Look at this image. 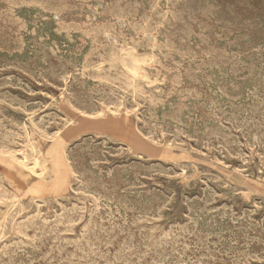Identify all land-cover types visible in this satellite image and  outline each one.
<instances>
[{
    "label": "rangeland",
    "instance_id": "374dc122",
    "mask_svg": "<svg viewBox=\"0 0 264 264\" xmlns=\"http://www.w3.org/2000/svg\"><path fill=\"white\" fill-rule=\"evenodd\" d=\"M52 1H53V3L51 2V0H27V2H26V0H23V1L22 0H10V1L9 0H4V1L0 0V3H1V5H0V11H1L0 12L1 13L0 14V23H1L0 24V43H1L0 44L1 45L0 46V101H1L0 102V223L2 222L0 224V236L2 237V238H0V242H1L0 243V249L2 247V249L0 250V254H2V255H0V264H2V263L3 264H7V263L8 264H24V263L25 264H48V263L49 264L50 263L51 264H57V263H59V264L60 263L70 264L71 262H72L71 264H92V263L93 264H116V263L117 264L118 263L124 264L123 262H125L126 264H130V263L131 264H146V263H148V264H158V263L159 264H165L166 262H167L166 264H172V263L173 264H181V263L182 264H194V263L195 264H208V263H210V264H212V263L213 264L214 263L215 264H226V263L227 264H247V263L248 264H258V263L264 264V258H263L264 257V195H263L264 194V147H263L264 146V135H263L264 134V132H263L264 131V123H263L264 122V119H263L264 118V116H263L264 115V108H263V105H264V97H263L264 96V54H263L264 53V0H217V1L216 0H200V1L199 0H189V1L188 0H185V1L184 0H182V1L181 0H172V1L171 0L170 1L169 0H152V1L151 0H144V1L143 0H140V1L139 0H134V1L133 0H130V1L129 0H127V1L126 0H120V2H119V0L118 1L117 0H68V1L67 0H52ZM94 1L97 3H95ZM149 1H151V2H149ZM165 1H166V3H165ZM175 1H176V3H174ZM3 2L7 5H4ZM10 2H12V3H10ZM102 2H103V4H101ZM117 2H119V3H117ZM133 2H136V3H133ZM111 3H113V4L111 5ZM139 3H141V4H139ZM186 3H188V4H186ZM55 4H56V6H55ZM80 4H81V6H80ZM173 4L175 7L173 6ZM22 5L24 7H22ZM68 5H69V7H68ZM193 5H194V8H193ZM7 6H9V7H7ZM142 6H144V7H142ZM155 6H157L156 8H160L161 10L160 9L156 10V8H154ZM167 6L169 9L167 8ZM184 6H185V8H184ZM197 6H199V7H197ZM130 7H132V8H130ZM149 7H152V9H150ZM188 7H189V9H188ZM19 8L21 10H18ZM22 8H23V10H22ZM141 8H143L145 10V12ZM208 8H211L212 10L211 9L208 10ZM245 8H247V9H245ZM92 9L93 10L95 9V10L93 11ZM42 10H44V11H42ZM48 10H50V11H48ZM53 10H55V11H53ZM118 10H119V12H118ZM120 10L122 13L120 12ZM133 10H134V13H133ZM141 10L144 13H142ZM164 10H165L166 14H164L165 13ZM167 10H170V11H167ZM181 10H183V11H181ZM207 10H208V12L210 11L209 12L210 15H208V16H207ZM147 11H148V13H147ZM153 11H156L158 13L157 14L158 16L156 15V12L153 13ZM177 11H178V13H177ZM186 11H188L191 14H189ZM8 12L11 14H9ZM53 12H56V13H53ZM128 12H129V14H127ZM195 12H197L199 14H197V13L194 14ZM202 12L205 14H203ZM230 12H231V14L233 13V15H231ZM96 13H98V14L96 15ZM119 13H121V14H119ZM160 13L164 19L161 18L162 16H160ZM236 13H238V14H236ZM147 14H149V15L147 16ZM153 14L155 15V17ZM192 14L194 16H192ZM201 14H203V15H201ZM53 15H55V16H53ZM129 15H130V17H129ZM169 15L171 16V18ZM178 15H180L181 17ZM238 15H239V17H238ZM47 16H48V18H47ZM151 16H152V18H151ZM173 16H174V18H172ZM189 16H190V18H188ZM182 17L186 18L187 21L185 19L183 20ZM192 17H194V18H192ZM123 18L125 19V22H124ZM221 18H223V19H221ZM22 19H23V21H22ZM158 19H159V21H158ZM172 19H174V21H172ZM206 19H208L209 21ZM16 20H17V22H15ZM100 20H101V22H100ZM120 20L123 22H121ZM132 20L135 22H133ZM200 20H203V21H200ZM18 21H20L21 23ZM55 21H56V23H54ZM63 21H64V23H63ZM139 21H141L142 23ZM144 21H146V22H144ZM242 21H243V23H242ZM60 22H61V24H60ZM138 22L141 24H139ZM155 22H156V24L158 23V25H157L158 27H159V24L161 26V24H164V22H165L164 26L165 25L166 26H165V28L163 25L161 26V28H158V27L156 28ZM217 22H219V23H217ZM100 23H101V25H100ZM127 23L128 24L130 23V24L128 25ZM169 23L171 24V26ZM173 23H176L177 25L173 24ZM186 23L187 24L189 23V24L187 25ZM98 24H99V26H98ZM106 24L109 25V28H108V25L106 26ZM33 25L35 27H33ZM133 25L135 26L136 29L134 28ZM182 25H183V27H182ZM194 25H196V26H194ZM2 26H4V27H2ZM128 26L131 29L130 28L128 29ZM137 26H138V29H141V32L137 29ZM144 26H145V28H144ZM74 27H76V28H74ZM142 27H143V29H142ZM230 27H232V28H230ZM246 27H247V29H246ZM114 28H116V29H114ZM149 28H151V29H149ZM169 28H170V30H169ZM181 29L185 33L182 32ZM183 29H185V30L187 29V30L185 31ZM198 29H200V31ZM222 29H224L225 31H223ZM44 30L46 33L44 32ZM212 30L214 31V33L216 35H214V33H212L213 32ZM15 31H16V33H15ZM9 32H10V34H9ZM119 32L123 35L119 34ZM145 32H146V34H145ZM157 33H159V34H157ZM199 33H200L201 37L198 36ZM248 33H250V34H248ZM255 33L257 35H255ZM170 34L172 37L170 36ZM209 34H210V36H208ZM136 35H137V37H136ZM154 35L155 36L157 35V36L155 37ZM164 35H166V36H164ZM167 35L169 36V38H167L168 37ZM183 35H185V36H183ZM190 35H191V37H190ZM252 35H253V37H252ZM94 36H95V38H93ZM103 36L106 39H104ZM237 36H238V39L235 38ZM39 37L41 38V40ZM135 37H136V39H135ZM141 37L143 39H141ZM175 37H176V39H175ZM203 37L205 40L203 39V41H202ZM144 38H145V40H144ZM212 38L213 39L215 38L214 41ZM14 39H16V40H14ZM19 39L21 41V44L19 42ZM111 39H112V41H111ZM152 39H153V41H152ZM104 40H106V41H104ZM115 40H120V41L116 42ZM178 40H179V43H180V41H182L180 43V45H178L179 44ZM220 40H222V41L220 42ZM109 41L111 43H109ZM140 41H142V42H140ZM188 41H190V42H188ZM81 42H82V44H81ZM118 42H119V44H118ZM126 42L127 43L130 42L129 43L130 45L127 44ZM185 42H187V43H185ZM205 42L207 45L205 44ZM212 42H214L215 44ZM122 43H124V44H122ZM138 43H139V45H137ZM141 43H142V46L140 47ZM4 44L6 46H4ZM28 44H30V45H28ZM154 44L156 45V48H155ZM201 44H203V45H201ZM247 44L249 46H246ZM103 45H104V47H103ZM120 45H121V47H120ZM122 45H124V46H122ZM157 45H158V47H157ZM226 45H228V46H226ZM243 45H244V47H243ZM80 46H81V48H79ZM91 46H93V47H91ZM100 46H101V48H99ZM106 46H108V48ZM16 47H17V49H16ZM29 47H32V48H29ZM164 47H166V48H164ZM39 48H41V50ZM43 48H45V49H43ZM104 48H105V50H104ZM139 48H140V50H139ZM147 48H150V50ZM152 48L154 50L156 49L155 50L156 52L153 50L154 51V53H153ZM223 48H225V49H223ZM240 48H243V49H240ZM257 48H259V50ZM13 49H15V50H13ZM88 49H91V51ZM216 49H218V50H216ZM244 49H245V51H244ZM121 50H124V51H121ZM129 50H130V52L128 54ZM157 50H158V52H157ZM160 50H162V51H160ZM171 50H172V53H171ZM179 50H181V51H179ZM187 50H188L189 55L186 54ZM174 51H176L177 54ZM190 51H192L193 53L192 52L189 53ZM48 52H49V54H48ZM96 52L98 54H96ZM205 52L209 55L207 56V54H205ZM223 52L225 54H227L228 56L225 55ZM105 53H106V56L108 55L109 57L108 56L106 57ZM119 53H121V54H119ZM144 53L145 54L149 53L148 54L149 56L147 54L145 55ZM155 53L160 58H157ZM166 53H168V54L165 55ZM232 53H234V54H232ZM20 54H21V56H20ZM169 54H171V55H169ZM183 54H185V55L183 56ZM36 55L40 58H38ZM97 55L99 57L101 56L102 59H98L99 57H97ZM163 55H165L164 56L165 58L163 57ZM211 55H212V57H211ZM221 55H222V57H221ZM53 56L55 58H53ZM179 56H181V57H179ZM218 56H220L219 57L220 60L218 59ZM162 57H163V60L161 59ZM167 57L169 59H167ZM185 57H186V59H184ZM190 57H192V58H190ZM195 57H196V59H195ZM255 58H257V59H255ZM45 59H46L47 63H46ZM86 59H89V60H86ZM181 59H183L182 60L183 62L181 61ZM102 60L104 61L103 63H102ZM170 60H171V62H170ZM95 61L97 63H94ZM110 61H113V62L111 63ZM10 62L12 63L11 65H10ZM82 62H83V64H82ZM205 62H207V64H205ZM223 62H224V64H223ZM238 62H240V63H238ZM31 63H32V65H31ZM105 63L107 65H105ZM170 63H172L173 65ZM209 63H210V66H209ZM233 63H236V64H233ZM254 63H256V64H254ZM20 64H22V65H20ZM176 64L178 66H176ZM179 64H180V67H179ZM186 64L188 65V67ZM215 64H216V66H215ZM88 65H90V66H88ZM127 65H129V66H127ZM194 65H197V66H194ZM236 65H238V66H236ZM148 66H149V68H148ZM232 66H233V69H232ZM12 67H13V69H12ZM32 67L34 68V70ZM118 67L120 69L122 68L123 70L120 71V69ZM207 67H208V69H207ZM16 68H17V70H16ZM50 68H51V70H50ZM116 68L119 70H117ZM168 68H171V69H168ZM215 68H216V70H215ZM22 69L25 71H22ZM260 69L262 70L261 72H260ZM80 70H82V71H80ZM110 70H111V72H110ZM114 70L115 71L117 70L120 73H118V72L116 73ZM193 70H195V71L193 72ZM196 70H199V71H196ZM26 71H28L29 74ZM104 71H105V73H103ZM107 71L109 72V74ZM137 72H138V75L136 76ZM164 72H165V76L163 75ZM177 72L181 73L180 74L181 76L178 75ZM236 72H239V73H236ZM81 73L83 74V76L81 75ZM94 73H96V74L94 75ZM57 74H59V76ZM154 74L156 75V77H154L155 76ZM174 74H175V76H174ZM193 74L195 76H193ZM203 74H204V76H203ZM90 75L93 78L94 77L95 78L90 79ZM99 75H101V78H99L100 77ZM118 75H119V77H118ZM239 75H241V76H239ZM88 76H89V79H88ZM110 76H112V77L110 78ZM78 77H80V78H78ZM185 77H187V78L185 79ZM213 77H215V78H213ZM225 77H226V79H225ZM58 78H60V79L58 80ZM66 78H68V79H66ZM168 78L171 79L170 82L168 81L169 80ZM191 78H193V79H191ZM209 78L211 79V82H208ZM17 79H18V81H17ZM100 79H101V81H100ZM115 79L116 80L119 79L118 82ZM210 79H209V81H210ZM218 79H219V81H218ZM72 80H74V81H72ZM94 80H96V81H94ZM143 80H144V82H143ZM184 80H185V82H184ZM186 80H187V82H186ZM205 80H207V82ZM237 80H238V83H237ZM247 80L250 82H248ZM102 81H104V83ZM110 81H111V83H110ZM242 81H244V82H242ZM1 82L3 83V85ZM7 82H8V84H7ZM74 82L78 83V84H73ZM189 82H191V83H189ZM9 83H12L13 85H10ZM109 84H111V85L109 86ZM192 84H195V85H192ZM216 84H217V86H215ZM112 85H113L114 89H112L113 88ZM5 86H8V87H5ZM188 86H189V88H188ZM192 86H193V88H192ZM199 86H200V88H199ZM226 86H228V87H226ZM229 86L231 88L232 87L233 88L231 89ZM13 87H14V89H13ZM15 87L17 88V90ZM91 87H92V89H91ZM110 87H112V88H110ZM166 87H168V88H166ZM96 88H97V90H96ZM108 88L111 91H109ZM143 88H144V90H143ZM160 88L162 89V91ZM170 88H171V90H170ZM181 88H182V90H181ZM224 88L227 89L226 91L228 93L225 91ZM124 89L126 92L124 91ZM187 89H188V92H187ZM193 89L195 91H193ZM253 89H255V90H253ZM69 90H70V93H69ZM137 90H139V91H137ZM172 90H173V92H172ZM205 90H207V91H205ZM261 90H263V91H261ZM184 91L186 93H189V91H190V93L186 94V96H185ZM91 92H93V94ZM123 92H124V94H123ZM127 92H128V94H127ZM147 92H149V93H147ZM217 92H222V93H217ZM96 93H97V95H96ZM163 93H165V94H163ZM212 93H214V95ZM40 94H41V96H40ZM71 94H72V97H71ZM129 94H131V95L127 96ZM137 94H139V95H137ZM152 94H154L155 96H152ZM208 94H210V95H208ZM260 94H261V96H260ZM142 95H143V97H141ZM158 95H159V97H158ZM136 96L138 98H141L142 101H141V99L136 98ZM147 96H148V98H147ZM181 96H183V97H181ZM196 96H198V97L200 96V97L198 98ZM235 96H237V97H235ZM70 97H71V99H70ZM131 97H132V99H131ZM150 97L153 99H151ZM160 97H161L162 101H164L166 99L167 103L165 102L166 100L164 102H162L160 100ZM175 97H176V99H175ZM126 98L128 100H126ZM227 98L228 99L230 98V99L228 100ZM246 98H248L249 100ZM114 99H116V100H114ZM143 99H145V100H143ZM182 99H184V100L181 101ZM236 99H237V101L235 102ZM16 100H17V102H16ZM54 100H55V102H54ZM97 100H99V102ZM101 100H103L105 102H103ZM151 100H153V101H151ZM257 100H259V101H257ZM125 101H127V102H125ZM154 101L156 103L151 104V102H154ZM131 102H132V104H130ZM177 102H179L180 104ZM262 102H263V104H262ZM34 103H35V105H34ZM163 103L166 105L165 107H164ZM209 103H211V104L209 105ZM252 104L253 105L255 104V105L253 106ZM113 105H114V107H113ZM178 105H181V106L179 107ZM196 105H197L198 109L196 108ZM200 105H203V106H200ZM207 105H208V107H205ZM157 106H158V108H157ZM33 107L35 109H33ZM108 107H109V109H108ZM162 107L164 108V110H162L163 109ZM30 108H32V109H30ZM175 108H176V110H173ZM207 108H209V110ZM242 108H244V109H242ZM200 109H201V111H200ZM231 109H233L236 112H234ZM251 110H252V112H251ZM141 111H142V113H140ZM198 111H199V113H198ZM64 112H67V113L63 114ZM180 112H182V113H180ZM115 113H117L119 117H117V114H115ZM139 113H140V115H139ZM176 113L177 114L180 113V114L177 115ZM205 113H207V114H205ZM226 113L228 116L226 115ZM245 113H246V115H245ZM47 114H48V116H47ZM151 114H153V116ZM161 114H163V115H161ZM199 114H200V116H199ZM217 114H218V116H217ZM111 115H113V117ZM114 115L116 117H114ZM206 115H207V117H206ZM230 115H232V116H230ZM43 116L45 118H43ZM170 116H172V117H170ZM179 116H180V118H179ZM184 116L185 117L188 116V117L185 118ZM238 116L240 117V119ZM48 117L49 118L51 117L52 119L51 118L49 119ZM166 117H169V118H166ZM198 117H200V118H198ZM248 117H250V118H248ZM257 117H259V119ZM41 118H42V120H41ZM171 118H172V120H171ZM234 119H235V121H234ZM242 119H243V122H242ZM248 119H249V121H248ZM28 120L30 122H28ZM47 120H49V121H47ZM175 120H177V121H175ZM178 120H179V122H178ZM210 120H211V122H210ZM228 120L231 121V123ZM42 121L46 122V123H43ZM233 121H234V124H233ZM38 122H39V124H38ZM51 122H53V123L51 124ZM241 122H242V126L240 125ZM202 123H204V124H202ZM228 123H230V125ZM258 123H260V125ZM152 124H154V125H152ZM179 124H181L182 126ZM251 124H252V126H251ZM62 125H63V127H62ZM65 125H67V126H65ZM204 125H206V126L204 127ZM232 125H233V127H232ZM245 125H246V127H245ZM44 126L46 127V129ZM254 126H256V127H254ZM224 127H226V128H224ZM259 127H261V128H259ZM158 128H161V129H158ZM253 128H255L254 130L257 129V131L258 130L259 131L258 132L253 131ZM262 128H263V130H262ZM194 129H195V131H194ZM240 129H241V131H239ZM165 130H166V132H165ZM207 130H209V131H207ZM248 130L250 131V133ZM204 131L206 133H204ZM210 131L211 132L214 131L213 134L210 133ZM43 132H45L46 134ZM59 132H60V134H59ZM215 132L218 135V137L216 134H215L216 136L214 135ZM253 132H254V135H253ZM152 134H153V136H152ZM199 134H201V135H199ZM48 135H50V136H48ZM176 135L179 137H177ZM211 135H213V136H211ZM256 135L259 137H257ZM221 136L222 137L225 136L224 139ZM212 137H213V139H212ZM261 137H262V139H260ZM220 138H221V140H220ZM245 138H246V140H245ZM180 140H182L183 142ZM198 140H199V142H198ZM205 140L208 142H206ZM251 140H253V141L251 142ZM196 141H197V143H196ZM200 141H201V143H200ZM210 141L212 142V144ZM73 142L75 143V145ZM98 142H100V143H98ZM224 142L226 145H224ZM118 143H119V145H118ZM208 143H210L211 146ZM216 143H217V145H216ZM233 143H234V145H233ZM238 143L240 144V146ZM98 144H99V146H98ZM253 144H255V145L252 146ZM261 144L263 146H260ZM225 146H227V148ZM220 147H222V148H220ZM225 148H226V150H225ZM72 151H73V154H72ZM101 151L103 152L102 154H101ZM231 153H233V156ZM79 154H80V156H79ZM230 154H231V156H230ZM237 154H239V155H237ZM14 155L16 156L15 158H14ZM2 156H4V157H2ZM75 156L77 157V160H76ZM81 156H82V159H80ZM221 156H222V158H221ZM262 156H263V158H261ZM138 157L139 158L141 157L140 158L141 160H139ZM143 157H145V158H143ZM220 158L222 161L220 160ZM14 160H15V162H14ZM18 161H20V162H18ZM25 161H27V162H25ZM23 162H24V164H23ZM31 162H33V163H31ZM123 162H124V164H123ZM28 163L30 165H28ZM95 163H97V164H95ZM185 163L188 164V167H191L192 169L188 168V167L186 168L187 165ZM37 164H38V166H37ZM238 165H240V166H238ZM181 166L182 167L184 166L183 167L184 171L181 170V168H182ZM195 166H196V168H195ZM235 166H237V167H235ZM92 167H93V169H92ZM179 167H180V169H179ZM25 168H28V169H25ZM108 169H109V171H108ZM189 169H191V170H189ZM239 170H241V171H239ZM186 171H188V172H186ZM190 171H192L191 172L192 174L190 173ZM249 171L251 174L249 173ZM30 173H32V174L30 175ZM178 173H180V174L178 175ZM102 174H103V176H102ZM86 175H88V176H86ZM152 175H154V176H152ZM220 175L222 176V178ZM246 175H248V176H246ZM108 176H110V177H108ZM262 176H263V178H262ZM108 178H110V179H108ZM204 178L206 180L208 178L209 181L208 180L206 181ZM213 179L215 180V182ZM83 181L84 182L86 181L87 183L85 182V184H83L84 183ZM90 181L92 183L94 181L93 185H92V183L90 184ZM248 183H250V184H248ZM104 184H106V185H104ZM117 184H118V186H117ZM143 185H144V188H143ZM254 185H256V186H254ZM100 186L103 187V190H100V189H102ZM132 187H134V188H132ZM185 187L187 189H185ZM212 187H214V188H212ZM217 187L218 188L221 187V188L217 189ZM94 188H95V190H94ZM97 188H98V190H97ZM84 189L87 190L85 192V195L83 194L84 193L83 191H85ZM120 189H121L122 193L120 192ZM145 189H147V190H145ZM167 189H168V191H167ZM183 189H185L186 191ZM190 189H192V190H190ZM229 189H230V191H229ZM116 190H118V192ZM122 190H125V191H122ZM241 190H243L244 193ZM93 191H94V193H92ZM99 191H103V192H99ZM138 191H140V192H138ZM182 191H183V194H182ZM239 191H241L242 193ZM78 192H81V193H78ZM108 192L111 194H109ZM230 192H231L232 196L230 195ZM101 193H103V195ZM163 194H166V195H163ZM195 194H196V196H195ZM213 194H214V196H213ZM100 195H102V196H100ZM184 195H185V197H184ZM103 197H105L106 200H108L109 202L108 201L106 202V200L104 201L105 198H103ZM110 197H112V198L109 199ZM123 197L125 199H123ZM137 197H138V199H137ZM190 197H192V198H190ZM225 198H226V200H224ZM98 200L100 202H98ZM198 200L201 201L200 202L201 204L199 203ZM221 201H223V202H221ZM212 202L213 203L215 202V203L213 204ZM58 203H59V205H58ZM110 203H112V204L110 205ZM118 203L121 205H119ZM124 203H125V205H124ZM252 203H253V205H251ZM15 204H16V207H15ZM166 204H168V205H166ZM73 205L76 207H74ZM209 205H211V206H209ZM20 206H21V208H20ZM261 206H263V207H261ZM37 207H39V208H37ZM106 207H108V208H106ZM124 207L126 208V210ZM176 207L178 208L177 210H176ZM72 208H73V211H72ZM78 208H82V209H78ZM162 208H164V209H162ZM171 208H173V210ZM206 208L207 209L209 208V209L207 210ZM107 209H109V210H107ZM110 209H112V211ZM166 209H168V210H166ZM170 209L172 211H174L175 213L172 212ZM36 210H37V213H36ZM78 210H80L79 213L76 212ZM128 210L129 211L132 210V211L127 212ZM134 210H135V212H134ZM159 210H160V212H159ZM256 210H257V212H256ZM113 211H114V213H113ZM144 211L147 212V214ZM156 211L158 214L156 213ZM74 212H75V214L73 217ZM90 213H91V215H90ZM96 213L97 214L99 213V214L97 215ZM109 213H113L115 215L109 214ZM125 213L127 215H125ZM232 213H233V215H232ZM20 214H22V215H20ZM105 214H107V215H105ZM155 214H157V215H155ZM12 215H14V216H12ZM230 215H231V217H230ZM65 216H66V218H65ZM100 216H101V218H100ZM124 216H126V217H124ZM145 216H146V220H144ZM14 217H16V218H14ZM28 217H29V220H28ZM90 217H92V218H90ZM140 217L143 219H141ZM2 218H3V220H2ZM70 218H72V219H70ZM36 219H37V221H36ZM65 219L67 220V222L65 221ZM98 219H100V220H98ZM106 219L109 222L111 221L110 224H109V222L106 221ZM152 219L155 221L157 220V221L153 222ZM13 220H15V221H13ZM43 220L48 225L45 224L43 222ZM61 220H62V225L60 224ZM70 220L72 223L70 222ZM86 220H88V221L90 220L89 223ZM238 220H240V221H238ZM21 221H22V223H21ZM47 221H49V222H47ZM92 221L94 222L95 226L92 223ZM97 221H98V223H97ZM256 221H258V222H256ZM68 222H70V223L68 224ZM75 222H77V223H75ZM100 222H101V226H99ZM117 222H118V224H117ZM120 222H121V224H120ZM136 222H137V224H136ZM144 222H146V223H144ZM7 223H8V225H7ZM11 223H13V224H11ZM31 223H33V224H31ZM65 223H67V224H65ZM119 224H120V226H119ZM124 225H126L127 227ZM135 225L136 226L138 225V226L136 227ZM16 226H18V227H16ZM22 226H23V228H21ZM49 226H50V228H49ZM55 226H57V229ZM85 226H86V228L90 226L89 228H87L88 231L85 228L87 232H85V229L83 228ZM167 226H169V227H167ZM69 227H70V229H69ZM99 227L100 228L102 227L104 229L100 230ZM131 227H132V229H131ZM258 227H261V228H258ZM10 228H11V230H10ZM17 228H19V229H17ZM42 228H43V230H42ZM93 228H95L96 230L99 229V230H97L99 233L97 231H95V229H93ZM177 228H179V229L177 230ZM51 229L53 231H50ZM90 229H91V231H90ZM151 229H152V231L154 230L152 232L153 235H150ZM180 229L184 234L180 231ZM110 230H111V232H110ZM113 230H115V231H113ZM146 230H148L149 233ZM39 231L43 232L42 235H41V232H39ZM82 231H83V233H82ZM129 231H131V233ZM185 231L186 232L188 231L187 234ZM71 232H72V235H70ZM109 232H110V234H108ZM143 232H146V233H143ZM19 233L22 234L23 237ZM46 233H47V235H46ZM81 234H83V235H81ZM85 234L86 235L88 234V235L86 236ZM98 234H99V236H98ZM104 234L105 235L107 234L108 236L107 235L105 236ZM26 235L29 236L30 240L28 238H26L27 237ZM50 235H52V236H50ZM130 235H132L133 238H131L132 236L130 237ZM139 235L140 236L142 235L140 237V239H139ZM146 235H149V237ZM171 235H173V237ZM180 235H182V236H180ZM8 236H9V238H8ZM189 236H191V237H189ZM201 236H203V239ZM88 237H90V238H88ZM92 237L94 240L92 239V241H91ZM101 237L103 240L100 239ZM108 237H110V238L108 239ZM142 237L146 238V239H143ZM161 237L163 240L161 239ZM166 237H167V239H169L170 237L171 238L167 241ZM179 237H181V238H179ZM199 237H201V238H199ZM24 238H26V239H24ZM76 238H78V239H76ZM81 238H84V239H82L84 242L81 240ZM115 238H116V240H114ZM219 238H221L223 241L221 239L219 240ZM37 239H39V240H37ZM86 239H88V240H86ZM153 239H154V242L152 241ZM158 239H159V241H158ZM176 239H178V241ZM180 239H183V240H180ZM200 239L203 240L204 243H203V241L201 242ZM18 240H19V242H18ZM36 240L38 241V244H37ZM65 240L68 242H66ZM76 240H77V242H76ZM137 240H139V243ZM173 240H174V243L172 242ZM175 240L177 242H175ZM39 241H41V242H39ZM60 241H62V242H60ZM64 241H65V243H64ZM73 241H74V243L72 244L71 242H73ZM126 241H127V243H126ZM128 241H130V242H128ZM131 241L133 242L132 244H131ZM148 241H150V242L152 241V242L150 243ZM219 241H221V242H219ZM87 242H90V243L88 244ZM205 242H206L207 246H206ZM244 242H246V243H244ZM12 243L13 244L15 243L16 245L15 244L12 245ZM58 243H60V244H58ZM160 243H162V244H160ZM197 243L199 245H197ZM218 243H219V245H218ZM21 244L23 245V247H21L22 246ZM47 244H48V246H47ZM68 244H69V247H67ZM75 244H77L79 246H77ZM85 244H88V246ZM96 244L98 247L96 246ZM126 244H128V245H126ZM156 244L158 246H156ZM240 244H242L243 246ZM43 245H45V246H43ZM49 245H50V247H49ZM53 245L56 247H54ZM71 245H73V246L71 247ZM110 245H111V247H110ZM136 245H137V247H136ZM145 245H146V247H145ZM148 245L149 246L151 245L150 247H154V248L153 249L149 248ZM213 245H214V247H213ZM3 246H4V248H3ZM51 246H53V247H51ZM127 246H128V248H130L132 250V251L130 250L131 252L129 251ZM187 246H188V248H187ZM6 247H7V250H5ZM20 247L22 248V250ZM27 247H29V248H27ZM35 247L38 248L37 251H36ZM62 247H64V248L67 247V248L63 249ZM179 247H182V248H179ZM185 247L187 248L188 251L186 250ZM205 247H206V250H205ZM246 247H247V249H246ZM147 248H149L150 250ZM54 249H57L58 251L54 250ZM60 249L63 250L62 251L63 254H61L62 257L60 255V253H62V252H59V251H61ZM72 249H74V250H72ZM151 249L154 251L152 252ZM180 249H182V252ZM17 250H19V251L17 252ZM32 250H33V253H32ZM67 250L69 253L67 252ZM86 250L88 251V253H86L87 252ZM127 250H128V252H127ZM191 250H192V252H191ZM209 250H210V253H209ZM94 251H95V253H94ZM25 252H26V254H25ZM99 252H101V253H99ZM107 252H108V254H107ZM117 252L120 254H117ZM194 252H196L197 254L196 253L194 254ZM46 253H47V255H46ZM78 253H80V255ZM81 253H84V254H82V256H81ZM93 253L95 256L93 255ZM175 253L177 254V256ZM229 253H230V255H227ZM248 253H249V255H248ZM170 254H172V255H170ZM183 254H184V257H183ZM205 254H207V255H205ZM35 255H36V257H35ZM118 255H119V257H118ZM156 255H158V256H156ZM179 255H181V256H179ZM188 255H189V258H188ZM27 256L30 258H28ZM41 256L45 257V259L42 258ZM72 256H73V259H72ZM85 256L88 258H86ZM115 256H116V258H115ZM131 256H133L134 258H132ZM173 256H175V257H173ZM208 256H210V257H208ZM250 256H252V257H250ZM258 256H260V257H258ZM6 257H8V258H6ZM59 257L61 258L62 261L60 260ZM94 257L96 259H94ZM121 257L122 258L124 257V258L122 259ZM141 257H143L142 260H141ZM145 257H146V259H145ZM166 257L168 259H166ZM213 257H216V259ZM232 257L234 258V260H232L233 259ZM237 257L239 259H237ZM70 258H71V260H70ZM75 258L78 261H76ZM81 258H83V260ZM137 258L139 259V261ZM194 258H196V260ZM198 258H199V261H198ZM208 258H209V260H208ZM210 258H211V261H210ZM43 259L45 260V262H42V261H44ZM113 259L116 262H114ZM148 259H150V260H148ZM205 259H207V260H205ZM213 259H214V261H212ZM247 259H248V261L246 263ZM156 260H158V262ZM204 260L206 262L207 261L208 262L206 263ZM259 260H260V262H259ZM32 261L34 263H30ZM179 261H181V262H179ZM46 262H48V263H46ZM84 262H86V263H84ZM107 262H109V263H107Z\"/></svg>",
    "mask_w": 264,
    "mask_h": 264
},
{
    "label": "bare ground",
    "instance_id": "6f19581e",
    "mask_svg": "<svg viewBox=\"0 0 264 264\" xmlns=\"http://www.w3.org/2000/svg\"><path fill=\"white\" fill-rule=\"evenodd\" d=\"M3 1H4V0H3ZM9 1H10V0H9ZM22 1H23V0H22ZM67 1H68V0H67ZM117 1H118V0H117ZM126 1H127V0H126ZM129 1H130V0H129ZM133 1H134V0H133ZM139 1H140V0H139ZM143 1H144V0H143ZM151 1H152V0H151ZM151 1H149V2H151ZM169 1H170V0H169ZM169 1H168V2H169ZM171 1H172V0H171ZM181 1H182V0H181ZM184 1H185V0H184ZM188 1H189V0H188ZM199 1H200V0H199ZM216 1H217V0H216ZM1 2H2V1H1ZM7 2H8V1H7ZM17 2H18V1H17ZM26 2H27V0H26ZM41 2H42V1H41ZM51 2L53 3L52 0H51ZM56 2H57V1H56ZM62 2H63V1H62ZM65 2H66V1H65ZM94 2H95V1H94ZM115 2H116V1H115ZM119 2H120V0H119ZM119 2H117V3H119ZM121 2H122V1H121ZM137 2H138V1H137ZM141 2H142V1H141ZM145 2H146V1H145ZM154 2H155V1H154ZM160 2H161V1H160ZM206 2H207V1H206ZM3 3H4V2H3ZM10 3H12V2H10ZM15 3H16V2H15ZM95 3H97V2H95ZM95 3H94V4H95ZM99 3H100V2H99ZM123 3H124V2H123ZM123 3H122V4H123ZM133 3H136V2H133ZM146 3H147V2H146ZM165 3H166V1H165ZM169 3H170V2H169ZM174 3H176V1H175ZM199 3H200V2H199ZM210 3H211V2H210ZM221 3H222V2H221ZM65 4H66V3H65ZM71 4H72V3H71ZM76 4H77V3H76ZM86 4H87V3H86ZM101 4H103V2H102ZM112 4H113V3H111V5H112ZM129 4H130V3H129ZM139 4H141V3H139ZM139 4H138V5H139ZM147 4H148V3H147ZM153 4H154V3H153ZM159 4H160V3H159ZM186 4H188V3H186ZM201 4H202V3H201ZM204 4H205V3H204ZM0 5H1V3H0ZM4 5H7V4L4 3ZM39 5H40V4H39ZM41 5H42V4H41ZM47 5H48V4H47ZM49 5H50V4H49ZM130 5H131V4H130ZM154 5H155V4H154ZM162 5H163V4H162ZM177 5H178V4H177ZM190 5H191V4H190ZM206 5H207V4H206ZM217 5H218V4H217ZM15 6H16V5H15ZM53 6H54V5H53ZM55 6H56V4H55ZM64 6H65V5H64ZM74 6H75V5H74ZM80 6H81V4H80ZM94 6H95V5H94ZM117 6H118V5H117ZM135 6H136V5H135ZM173 6H174V4H173ZM187 6H188V5H187ZM7 7H9V6H7ZM22 7H24V6L22 5ZM25 7H26V6H25ZM46 7H47V6H46ZM51 7H52V6H51ZM58 7H59V6H58ZM68 7H69V5H68ZM75 7H76V6H75ZM75 7H74V8H75ZM83 7H84V6H83ZM90 7H91V6H90ZM119 7H120V6H119ZM125 7H126V6H125ZM140 7H141V6H140ZM142 7H144V6H142ZM156 7H157V6H155L154 8H156ZM159 7H160V6H159ZM174 7H175V6H174ZM197 7H199V6H197ZM13 8H14V7H13ZM13 8H12V9H13ZM15 8H16V7H15ZM88 8H89V7H88ZM115 8H116V7H115ZM130 8H132V7H130ZM130 8H129V9H130ZM149 8L152 9V7H149ZM167 8H168V6H167ZM172 8H173V7H172ZM172 8H171V9H172ZM181 8H182V7H181ZM184 8H185V6H184ZM191 8H192V7H191ZM193 8H194V5H193ZM3 9H4V8H3ZM10 9H11V8H10ZM16 9H17V8H16ZM76 9H77V8H76ZM106 9H107V8H106ZM138 9H139V8H138ZM141 9L144 10L143 8H141ZM158 9H160V8H156V10H158ZM168 9H169V8H168ZM186 9H187V8H186ZM188 9H189V7H188ZM209 9H211V8H208V10H209ZM214 9H215V8H214ZM245 9H247V8H245ZM18 10H21V9L19 8ZM22 10H23V8H22ZM92 10H93V9H92ZM94 10H95V9H94ZM94 10H93V11H94ZM99 10H100V9H99ZM121 10H122V9H121ZM121 10H120V12H121ZM127 10H128V9H127ZM142 10H141V12H142ZM160 10H161V9H160ZM208 10H207V16L210 15V13H209L210 11L208 12ZM211 10H212V9H211ZM8 11H9V10H8ZM14 11H15V10H14ZM36 11H37V10H36ZM42 11H44V10H42ZM48 11H50V10H48ZM53 11H55V10H53ZM58 11H59V10H58ZM123 11H124V10H123ZM150 11H151V10H150ZM167 11H170V10H167ZM181 11H183V10H181ZM197 11H198V10H197ZM213 11H214V10H213ZM217 11H218V10H217ZM225 11H226V10H225ZM225 11H224V12H225ZM0 12H1V11H0ZM28 12H29V11H28ZM45 12H46V11H45ZM64 12H65V11H64ZM86 12H87V11H86ZM118 12H119V10H118ZM138 12H139V11H138ZM141 12H140V13H141ZM144 12H145V10H144ZM144 12H142V13H144ZM154 12H156V11H153V13H154ZM164 12H165V10H164ZM186 12H188V11H186ZM215 12H216V11H215ZM227 12H228V11H227ZM242 12H243V11H242ZM244 12H245V11H244ZM8 13H9V12H8ZM12 13H13V12H12ZM53 13H56V12H53ZM103 13H104V12H103ZM121 13H122V12H121ZM121 13H119V14H121ZM133 13H134V10H133ZM136 13H137V12H136ZM147 13H148V11H147ZM177 13H178V11H177ZM181 13H182V12H181ZM188 13H189V12H188ZM188 13H187V14H188ZM196 13H197V12H195L194 14H196ZM202 13H203V12H202ZM208 13H209V14H208ZM218 13H219V12H218ZM249 13H250V12H249ZM0 14H1V13H0ZM5 14H6V13H5ZM9 14H11V13H9ZM19 14H20V13H19ZM35 14H36V13H35ZM35 14H34V15H35ZM51 14H52V13H51ZM97 14H98V13H96V15H97ZM99 14H100V13H99ZM127 14H129V12H128ZM157 14H158V13L156 12V15H157ZM164 14H166V12H165ZM164 14H163V15H164ZM189 14H191V13H189ZM189 14H188V15H189ZM197 14H199V13H197ZM203 14H205V13H203ZM203 14H201V15H203ZM230 14H231V12H230ZM236 14H238V13H236ZM242 14H243V13H242ZM245 14H246V13H245ZM251 14H252V13H251ZM258 14H259V13H258ZM30 15H31V14H30ZM38 15H39V14H38ZM70 15H71V14H70ZM130 15H131V14H130ZM130 15H129V17H130ZM148 15H149V14H147V16H148ZM153 15H154V14H153ZM153 15H152V16H153ZM167 15H168V14H167ZM181 15H182V14H181ZM211 15H212V14H211ZM231 15H233V13H232ZM256 15H257V14H256ZM11 16H12V15H11ZM16 16H17V15H16ZM24 16H25V15H24ZM31 16H32V15H31ZM53 16H55V15H53ZM59 16H60V15H59ZM126 16H127V15H126ZM132 16H133V15H132ZM134 16H135V15H134ZM152 16H151V18H152ZM157 16H158V15H157ZM160 16H162L161 13H160ZM160 16H159V17H160ZM169 16H170V15H169ZM178 16H180V15H178ZM184 16H185V15H184ZM192 16H194V15L192 14ZM205 16H206V15H205ZM249 16H250V15H249ZM6 17H7V16H6ZM18 17H19V16H18ZM21 17H22V16H21ZM39 17H40V16H39ZM41 17H42V16H41ZM93 17H94V16H93ZM129 17H128V18H129ZM140 17H141V16H140ZM144 17H145V16H144ZM154 17H155V15H154ZM180 17H181V16H180ZM186 17H187V16H186ZM215 17H216V16H215ZM238 17H239V15H238ZM14 18H15V17H14ZM29 18H30V17H29ZM47 18H48V16H47ZM50 18H51V17H50ZM73 18H74V17H73ZM86 18H87V17H86ZM112 18H113V17H112ZM112 18H111V19H112ZM131 18H132V17H131ZM131 18H130V19H131ZM161 18H163V16H162ZM170 18H171V16H170ZM172 18H174V16H173ZM177 18H178V17H177ZM182 18H183V17H182ZM188 18H190V16H189ZM192 18H194V17H192ZM200 18H201V17H200ZM206 18H207V17H206ZM211 18H212V17H211ZM219 18H220V17H219ZM232 18H233V17H232ZM253 18H254V17H253ZM98 19H99V18H98ZM113 19H114V18H113ZM123 19H124V18H123ZM126 19H127V18H126ZM145 19H146V18H145ZM145 19H144V20H145ZM148 19H149V18H148ZM163 19H164V18H163ZM168 19H169V18H168ZM184 19L186 20V18H183V20H184ZM196 19H197V18H196ZM196 19H195V20H196ZM221 19H223V18H221ZM224 19H225V18H224ZM10 20H11V19H10ZM17 20H18V19H17ZM17 20H16L15 22H17ZM62 20H63V19H62ZM89 20H90V19H89ZM95 20H96V19H95ZM115 20H116V19H115ZM117 20H118V19H117ZM149 20H150V19H149ZM206 20H208V19H206ZM212 20H213V19H212ZM225 20H226V19H225ZM231 20H232V19H231ZM22 21H23V19H22ZM52 21H53V20H52ZM60 21H61V20H60ZM118 21H119V20H118ZM120 21H121V20H120ZM132 21H133V20H132ZM150 21H151V20H150ZM158 21H159V19H158ZM172 21H174V19H172ZM180 21H181V20H180ZM186 21H187V20H186ZM191 21H192V20H191ZM193 21H194V20H193ZM200 21H203V20H200ZM208 21H209V20H208ZM221 21H222V20H221ZM237 21H238V20H237ZM10 22H11V21H10ZM10 22H9V23H10ZM18 22H20V21H18ZM32 22H33V21H32ZM48 22H49V21H48ZM48 22H47V23H48ZM83 22H84V21H83ZM100 22H101V20H100ZM104 22H105V21H104ZM121 22H123V21H121ZM124 22H125V19H124ZM133 22H135V21H133ZM133 22H132V23H133ZM139 22H141V21H139ZM139 22H138V23H139ZM144 22H146V21H144ZM148 22H149V21H148ZM182 22H183V21H182ZM198 22H199V21H198ZM198 22H197V23H198ZM215 22H216V21H215ZM219 22H220V21H219ZM219 22H217V23H219ZM20 23H21V22H20ZM38 23H39V22H38ZM54 23H56V21H55ZM63 23H64V21H63ZM105 23H106V22H105ZM141 23H142V22H141ZM141 23H139V24H141ZM152 23H153V22H152ZM179 23H180V22H179ZM190 23H191V22H190ZM225 23H226V22H225ZM242 23H243V21H242ZM0 24H1V23H0ZM17 24H18V23H17ZM22 24H23V23H22ZM25 24H26V23H25ZM60 24H61V22H60ZM83 24H84V23H83ZM108 24H109V23H108ZM108 24H106V26H107ZM127 24H128V23H127ZM129 24H130V23H129ZM129 24H128V25H129ZM134 24H135V23H134ZM136 24H137V23H136ZM139 24H138V25H139ZM144 24H145V23H144ZM155 24H156V22H155ZM164 24H165V22H164ZM164 24H161V26H162V25L164 26ZM169 24H170V23H169ZM173 24H176V23H173ZM181 24H182V23H181ZM183 24H184V23H183ZM186 24H187V23H186ZM188 24H189V23H188ZM188 24H187V25H188ZM195 24H196V23H195ZM206 24H207V23H206ZM223 24H224V23H223ZM11 25H12V24H11ZM14 25H15V24H14ZM23 25H24V24H23ZM35 25H36V24H35ZM43 25H44V24H43ZM54 25H55V24H54ZM100 25H101V23H100ZM145 25H146V24H145ZM157 25H158V23L155 25L156 28L158 27ZM176 25H177V24H176ZM190 25H191V24H190ZM190 25H189V26H190ZM192 25H193V24H192ZM196 25H197V24H196ZM196 25H194V26H196ZM203 25H204V24H203ZM203 25H202V26H203ZM214 25H215V24H214ZM224 25H225V24H224ZM228 25H229V24H228ZM4 26H5V25H4ZM4 26H2V27H4ZM9 26H10V25H9ZM12 26H13V25H12ZM15 26H16V25H15ZM75 26H76V25H75ZM98 26H99V24H98ZM133 26H134V25H133ZM141 26H142V25H141ZM149 26H150V25H149ZM161 26H160V24H159V27H158V28H161ZM165 26H166V25H165ZM165 26H164V28H165ZM170 26H171V24H170ZM178 26H179V25H178ZM184 26H185V25H184ZM189 26H188V27H189ZM197 26H198V25H197ZM202 26H201V27H202ZM204 26H205V25H204ZM229 26H230V25H229ZM239 26H240V25H239ZM17 27H18V26H17ZM33 27H35V26L33 25ZM40 27H41V26H40ZM78 27H79V26H78ZM115 27H116V26H115ZM150 27H151V26H150ZM167 27H168V26H167ZM176 27H177V26H176ZM182 27H183V25H182ZM205 27H206V26H205ZM9 28H10V27H9ZM12 28H13V27H12ZM74 28H76V27H74ZM90 28H91V27H90ZM94 28H95V27H94ZM108 28H109V25H108ZM129 28H130V27L128 26V29H129ZM134 28H135V26H134ZM144 28H145V26H144ZM153 28H154V27H153ZM173 28H174V27H173ZM177 28H178V27H177ZM191 28H192V27H191ZM230 28H232V27H230ZM235 28H236V27H235ZM242 28H243V27H242ZM61 29H62V28H61ZM92 29H93V28H92ZM114 29H116V28H114ZM130 29H131V28H130ZM135 29H136V28H135ZM135 29H134V30H135ZM137 29H138V26H137ZM142 29H143V27H142ZM149 29H151V28H149ZM208 29H209V28H208ZM208 29H207V30H208ZM212 29H213V28H212ZM225 29H226V28H225ZM246 29H247V27H246ZM27 30H28V29H27ZM33 30H34V29H33ZM138 30L141 32V29H138ZM169 30H170V28H169ZM183 30H185V29H183ZM186 30H187V29H186ZM186 30H185V31H186ZM188 30H189V29H188ZM198 30L200 31V29H198ZM222 30L225 31L224 29H222ZM6 31H7V30H6ZM8 31H9V30H8ZM57 31H58V30H57ZM67 31H68V30H67ZM81 31H82V30H81ZM81 31H80V32H81ZM116 31H117V30H116ZM125 31H126V30H125ZM132 31H133V30H132ZM148 31H149V30H148ZM151 31H152V30H151ZM151 31H150V32H151ZM178 31H179V30H178ZM181 31H182V29H181ZM202 31H203V30H202ZM204 31H205V30H204ZM212 31H213V30H212ZM212 31H211V32H212ZM218 31H219V30H218ZM251 31H252V30H251ZM4 32H5V31H4ZM18 32H19V31H18ZM26 32H27V31H26ZM44 32H45V30H44ZM88 32H89V31H88ZM97 32H98V31H97ZM105 32H106V31H105ZM113 32H114V31H113ZM117 32H118V31H117ZM120 32H121V31H120ZM120 32H119V34H121ZM134 32H135V31H134ZM134 32H133V33H134ZM137 32H138V31H137ZM143 32H144V31H143ZM164 32H165V31H164ZM166 32H167V31H166ZM182 32H184V31H182ZM220 32H221V31H220ZM229 32H230V31H229ZM15 33H16V31H15ZM45 33H46V32H45ZM106 33H107V32H106ZM147 33H148V32H147ZM155 33H156V32H155ZM184 33H185V32H184ZM186 33H187V32H186ZM188 33H189V32H188ZM203 33H204V32H203ZM203 33H202V34H203ZM212 33H214V31H213ZM218 33H219V32H218ZM250 33H251V32H250ZM250 33H248V34H250ZM7 34H8V33H7ZM9 34H10V32H9ZM99 34H100V33H99ZM101 34H102V33H101ZM145 34H146V32H145ZM157 34H159V33H157ZM164 34H165V33H164ZM166 34H167V33H166ZM173 34H174V33H173ZM204 34H205V33H204ZM222 34H223V33H222ZM231 34H232V33H231ZM14 35H15V34H14ZM14 35H13V36H14ZM111 35H112V34H111ZM121 35H123V34H121ZM137 35H138V34H137ZM137 35H136V37H137ZM185 35H186V34H185ZM185 35H183V36H185ZM196 35H197V34H196ZM214 35H216V34L214 33ZM242 35H243V34H242ZM255 35H257V34L255 33ZM1 36H2V35H1ZM11 36H12V35H11ZM15 36H16V35H15ZM44 36H45V35H44ZM100 36H101V35H100ZM108 36H109V35H108ZM118 36H119V35H118ZM146 36H147V35H146ZM150 36H151V35H150ZM154 36H155V35H154ZM156 36H157V35H156ZM156 36H155V37H156ZM164 36H166V35H164ZM167 36H168V35H167ZM170 36H171V34H170ZM174 36H175V35H174ZM174 36H173V37H174ZM179 36H180V35H179ZM179 36H178V37H179ZM198 36H200V33H199ZM208 36H210V34H209ZM208 36H207V37H208ZM226 36H227V35H226ZM230 36H231V35H230ZM240 36H241V35H240ZM247 36H248V35H247ZM249 36H250V35H249ZM258 36H259V35H258ZM2 37H3V36H2ZM34 37H35V36H34ZM45 37H46V36H45ZM96 37H97V36H96ZM103 37H104V36H103ZM122 37H123V36H122ZM136 37H135V39H136ZM158 37H159V36H158ZM171 37H172V36H171ZM176 37H177V36H176ZM176 37H175V39H176ZM190 37H191V35H190ZM200 37H201V36H200ZM200 37H199V38H200ZM213 37H214V36H213ZM215 37H216V36H215ZM218 37H219V36H218ZM218 37H217V38H218ZM227 37H228V36H227ZM231 37H232V36H231ZM245 37H246V36H245ZM250 37H251V36H250ZM252 37H253V35H252ZM13 38H14V37H13ZM30 38H31V37H30ZM39 38H40V37H39ZM93 38H95V36H94ZM93 38H92V39H93ZM110 38H111V37H110ZM167 38H169V36H168ZM179 38H180V37H179ZM220 38H221V37H220ZM233 38H234V37H233ZM235 38L238 39V36L235 37ZM7 39H8V38H7ZM27 39H28V38H27ZM86 39H87V38H86ZM104 39H106V38L104 37ZM120 39H121V38H120ZM141 39H143V38L141 37ZM154 39H155V38H154ZM161 39H162V38H161ZM173 39H174V38H173ZM175 39H174V40H175ZM203 39H204V37L202 38V41H203ZM208 39H209V38H208ZM212 39H213V38H212ZM214 39H215V38H214ZM214 39H213V41H214ZM218 39H219V38H218ZM3 40H4V39H3ZM14 40H16V39H14ZM40 40H41V38H40ZM78 40H79V39H78ZM102 40H103V39H102ZM122 40H123V39H122ZM130 40H131V39H130ZM144 40H145V38H144ZM180 40H181V39H180ZM185 40H186V39H185ZM199 40H200V39H199ZM204 40H205V39H204ZM240 40H241V39H240ZM30 41H31V40H30ZM30 41H29V42H30ZM37 41H38V40H37ZM45 41H46V40H45ZM80 41H81V40H80ZM80 41H79V42H80ZM95 41H96V40H95ZM104 41H106V40H104ZM111 41H112V39H111ZM115 41L117 42V41H120V40H115ZM127 41H128V40H127ZM131 41H132V40H131ZM147 41H148V40H147ZM152 41H153V39H152ZM155 41H156V40H155ZM221 41H222V40H220V42H221ZM225 41H226V40H225ZM232 41H233V40H232ZM237 41H238V40H237ZM241 41H242V40H241ZM2 42H3V41H2ZM16 42H17V41H16ZM19 42H20V44H21L20 39H19ZM132 42H133V41H132ZM132 42H131V43H132ZM137 42H138V41H137ZM140 42H142V41H140ZM166 42H167V41H166ZM181 42H182V41H180V43H181ZM188 42H190V41H188ZM233 42H234V41H233ZM30 43H31V42H30ZM37 43H38V42H37ZM51 43H52V42H51ZM88 43H89V42H88ZM109 43H111V42L109 41ZM126 43H127V42H126ZM129 43H130V42H129ZM129 43H127V44H129ZM151 43H152V42H151ZM178 43H179V40H178ZM180 43H179L178 45H180ZM185 43H187V42H185ZM200 43H201V42H200ZM212 43H214V42H212ZM0 44H1V43H0ZM81 44H82V42H81ZM105 44H106V43H105ZM105 44H104V45H105ZM118 44H119V42H118ZM122 44H124V43H122ZM158 44H159V43H158ZM165 44H166V43H165ZM190 44H191V43H190ZM192 44H193V43H192ZM205 44H206V42H205ZM214 44H215V43H214ZM232 44H233V43H232ZM249 44H250V43H249ZM17 45H18V44H17ZM22 45H23V44H22ZM26 45H27V44H26ZM28 45H30V44H28ZM104 45H103V47H104ZM109 45H110V44H109ZM109 45H108V46H109ZM129 45H130V44H129ZM131 45H132V44H131ZM134 45H135V44H134ZM137 45H139V43H138ZM154 45H155V44H154ZM168 45H169V44H168ZM171 45H172V44H171ZM174 45H175V44H174ZM181 45H182V44H181ZM183 45H184V44H183ZM199 45H200V44H199ZM201 45H203V44H201ZM206 45H207V44H206ZM240 45H241V44H240ZM240 45H239V46H240ZM251 45H252V44H251ZM0 46H1V45H0ZM2 46H3V45H2ZM4 46H6V45L4 44ZM23 46H24V45H23ZM34 46H35V45H34ZM93 46H94V45H93ZM93 46H91V47H93ZM95 46H96V45H95ZM108 46H106V47L108 48ZM116 46H117V45H116ZM122 46H124V45H122ZM141 46H142V43H141L140 47H141ZM144 46H145V45H144ZM151 46H152V45H151ZM184 46H185V45H184ZM226 46H228V45H226ZM233 46H234V45H233ZM239 46H238V47H239ZM246 46H249V45L247 44ZM257 46H258V45H257ZM20 47H21V46H20ZM35 47H36V46H35ZM44 47H45V46H44ZM96 47H97V46H96ZM120 47H121V45H120ZM129 47H130V46H129ZM129 47H128V48H129ZM135 47H136V46H135ZM135 47H134V48H135ZM147 47H148V46H147ZM157 47H158V45H157ZM170 47H171V46H170ZM170 47H169V48H170ZM173 47H174V46H173ZM175 47H176V46H175ZM186 47H187V46H186ZM186 47H185V48H186ZM188 47H189V46H188ZM197 47H198V46H197ZM234 47H235V46H234ZM243 47H244V45H243ZM29 48H32V47H29ZM37 48H38V47H37ZM77 48H78V47H77ZM79 48H81V46H80ZM99 48H101V46H100ZM107 48H106V49H107ZM124 48H125V47H124ZM150 48H151V47H150ZM150 48H147V49L150 50ZM153 48H154V47H153ZM153 48H152V51L154 50ZM155 48H156V45H155ZM164 48H166V47H164ZM176 48H177V47H176ZM176 48H175V49H176ZM182 48H183V47H182ZM216 48H217V47H216ZM230 48H231V47H230ZM245 48H246V47H245ZM249 48H250V47H249ZM260 48H261V47H260ZM1 49H2V48H1ZM4 49H5V48H4ZM16 49H17V47H16ZM18 49H19V48H18ZM39 49L41 50V48H39ZM43 49H45V48H43ZM130 49H131V48H130ZM147 49H146V50H147ZM162 49H163V48H162ZM183 49H184V48H183ZM188 49H189V48H188ZM209 49H210V48H209ZM223 49H225V48H223ZM240 49H243V48H240ZM251 49H252V48H251ZM257 49L259 50V48H257ZM13 50H15V49H13ZM19 50H20V49H19ZM26 50H27V49H26ZM48 50H49V49H48ZM48 50H47V51H48ZM88 50L91 51V49H88ZM100 50H101V49H100ZM104 50H105V48H104ZM132 50H133V49H132ZM139 50H140V48H139ZM141 50H142V49H141ZM155 50H156V49H155ZM155 50H154V51H155ZM169 50H170V49H169ZM177 50H178V49H177ZM177 50H176V51H177ZM189 50H190V49H189ZM195 50H196V49H195ZM205 50H206V49H205ZM205 50H204V51H205ZM210 50H211V49H210ZM216 50H218V49H216ZM3 51H4V50H3ZM6 51H7V50H6ZM28 51H29V50H28ZM78 51H79V50H78ZM108 51H109V50H108ZM121 51H124V50H121ZM154 51H153V53H154ZM160 51H162V50H160ZM160 51H159V52H160ZM164 51H165V50H164ZM176 51H174V52L177 54ZM179 51H181V50H179ZM179 51H178V52H179ZM244 51H245V49H244ZM253 51H254V50H253ZM13 52H14V51H13ZM129 52H130V50L128 51V54H129ZM155 52H156V51H155ZM157 52H158V50H157ZM166 52H167V51H166ZM191 52H192V51H190L189 53H191ZM200 52H201V51H200ZM202 52H203V51H202ZM208 52H209V51H208ZM18 53H19V52H18ZM64 53H65V52H64ZM94 53H95V52H94ZM102 53H103V52H102ZM106 53H107V52H106ZM106 53H105V56H106ZM125 53H126V52H125ZM131 53H132V52H131ZM164 53H165V52H164ZM171 53H172V50H171ZM181 53H182V52H181ZM192 53H193V52H192ZM194 53H195V52H194ZM215 53H216V52H215ZM223 53H224V52H223ZM223 53H222V54H223ZM238 53H239V52H238ZM12 54H13V53H12ZM23 54H24V53H23ZM42 54H43V53H42ZM48 54H49V52H48ZM54 54H55V53H54ZM96 54H98V53L96 52ZM119 54H121V53H119ZM134 54H135V53H134ZM144 54H145V53H144ZM146 54H147V53H146ZM146 54H145V55H146ZM148 54H149V53H148ZM148 54H147V55H148ZM167 54H168V53H166L165 55H167ZM179 54H180V53H179ZM186 54H188V50L186 51ZM205 54H207V53L205 52ZM205 54H204V55H205ZM212 54H213V53H212ZM217 54H218V53H217ZM224 54H225V53H224ZM232 54H234V53H232ZM254 54H255V53H254ZM260 54H261V53H260ZM263 54H264V53H263ZM50 55H51V54H50ZM70 55H71V54H70ZM87 55H88V54H87ZM137 55H138V54H137ZM139 55H140V54H139ZM155 55H156V53H155ZM159 55H160V54H159ZM165 55H163V57H164ZM169 55H171V54H169ZM172 55H173V54H172ZM181 55H182V54H181ZM184 55H185V54H183V56H184ZM188 55H189V54H188ZM192 55H193V54H192ZM197 55H198V54H197ZM208 55H209V54H207V56H208ZM225 55H227V54H225ZM240 55H241V54H240ZM251 55H252V54H251ZM256 55H257V54H256ZM1 56H2V55H1ZM20 56H21V54H20ZM23 56H24V55H23ZM23 56H22V57H23ZM36 56H37V55H36ZM72 56H73V55H72ZM89 56H90V55H89ZM107 56H108V55H107ZM107 56H106V57H107ZM118 56H119V55H118ZM148 56H149V55H148ZM150 56H151V55H150ZM153 56H154V55H153ZM156 56H157V55H156ZM174 56H175V55H174ZM186 56H187V55H186ZM193 56H194V55H193ZM195 56H196V55H195ZM205 56H206V55H205ZM223 56H224V55H223ZM227 56H228V55H227ZM243 56H244V55H243ZM248 56H249V55H248ZM252 56H253V55H252ZM11 57H12V56H11ZM37 57H38V56H37ZM97 57H99V56L97 55ZM100 57H101V56H100ZM100 57H99L98 59H102V57H101V58H100ZM108 57H109V56H108ZM110 57H111V56H110ZM115 57H116V56H115ZM115 57H114V58H115ZM145 57H146V56H145ZM163 57L161 58L162 60H163ZM171 57H172V56H171ZM179 57H181V56H179ZM203 57H204V56H203ZM211 57H212V55H211ZM219 57H220V56H218V59H219ZM221 57H222V55H221ZM224 57H225V56H224ZM245 57H246V56H245ZM245 57H244V58H245ZM257 57H258V56H257ZM4 58H5V57H4ZM38 58H40V57H38ZM53 58H55V57L53 56ZM86 58H87V57H86ZM92 58H93V57H92ZM95 58H96V57H95ZM114 58H113V59H114ZM116 58H117V57H116ZM157 58H160V57L157 56ZM164 58H165V57H164ZM190 58H192V57H190ZM200 58H201V57H200ZM208 58H209V57H208ZM215 58H216V57H215ZM233 58H234V57H233ZM41 59H42V58H41ZM56 59H57V58H56ZM56 59H55V60H56ZM61 59H62V58H61ZM104 59H105V58H104ZM167 59H169V58L167 57ZM173 59H174V58H173ZM184 59H186V57H185ZM193 59H194V58H193ZM195 59H196V57H195ZM206 59H207V58H206ZM242 59H243V58H242ZM255 59H257V58H255ZM4 60H5V59H4ZM10 60H11V59H10ZM25 60H26V59H25ZM25 60H24V61H25ZM86 60H89V59H86ZM107 60H108V59H107ZM107 60H106V61H107ZM182 60H183V59H181V61H182ZM209 60H210V59H209ZM211 60H212V59H211ZM213 60H214V59H213ZM219 60H220V59H219ZM238 60H239V59H238ZM245 60H246V59H245ZM35 61H36V60H35ZM45 61H46V59H45ZM62 61H63V60H62ZM108 61H109V60H108ZM122 61H123V60H122ZM133 61H134V60H133ZM150 61H151V60H150ZM159 61H160V60H159ZM207 61H208V60H207ZM215 61H216V60H215ZM226 61H227V60H226ZM249 61H250V60H249ZM252 61H253V60H252ZM254 61H255V60H254ZM262 61H263V60H262ZM13 62H14V61H13ZM103 62H104V61L102 60V63H103ZM110 62L112 63L113 61H110ZM147 62H148V61H147ZM157 62H158V61H157ZM160 62H161V61H160ZM168 62H169V61H168ZM170 62H171V60H170ZM173 62H174V61H173ZM182 62H183V61H182ZM189 62H190V61H189ZM229 62H230V61H229ZM258 62H259V61H258ZM258 62H257V63H258ZM22 63H23V62H22ZM32 63H33V62H32ZM32 63H31V65H32ZM46 63H47V61H46ZM46 63H45V64H46ZM87 63H88V62H87ZM92 63H93V62H92ZM94 63H97V62L95 61ZM166 63H167V62H166ZM166 63H165V64H166ZM185 63H186V62H185ZM194 63H195V62H194ZM210 63H211V62H210ZM210 63H209V66H210ZM218 63H219V62H218ZM238 63H240V62H238ZM261 63H262V62H261ZM11 64H12V63L10 62V65H11ZM43 64H44V63H43ZM58 64H59V63H58ZM82 64H83V62H82ZM128 64H129V63H128ZM156 64H157V63H156ZM160 64H161V63H160ZM170 64H172V63H170ZM170 64H169V65H170ZM192 64H193V63H192ZM205 64H207V62H205ZM213 64H214V63H213ZM223 64H224V62H223ZM233 64H236V63H233ZM254 64H256V63H254ZM7 65H8V64H7ZM14 65H15V64H14ZM20 65H22V64H20ZM24 65H25V64H24ZM26 65H27V64H26ZM33 65H34V64H33ZM61 65H62V64H61ZM61 65H60V66H61ZM85 65H86V64H85ZM91 65H92V64H91ZM94 65H95V64H94ZM105 65H107V64L105 63ZM161 65H162V64H161ZM169 65H168V66H169ZM172 65H173V64H172ZM186 65H187V64H186ZM200 65H201V64H200ZM226 65H227V64H226ZM229 65H230V64H229ZM242 65H243V64H242ZM41 66H42V65H41ZM46 66H47V65H46ZM46 66H45V67H46ZM58 66H59V65H58ZM88 66H90V65H88ZM127 66H129V65H127ZM170 66H171V65H170ZM176 66H178V65L176 64ZM194 66H197V65H194ZM215 66H216V64H215ZM219 66H220V65H219ZM230 66H231V65H230ZM236 66H238V65H236ZM239 66H240V65H239ZM247 66H248V65H247ZM250 66H251V65H250ZM257 66H258V65H257ZM24 67H25V66H24ZM50 67H51V66H50ZM68 67H69V66H68ZM86 67H87V66H86ZM104 67H105V66H104ZM119 67H120V66H119ZM119 67H118V68H119ZM123 67H124V66H123ZM179 67H180V64H179ZM187 67H188V65H187ZM189 67H190V66H189ZM203 67H204V66H203ZM227 67H228V66H227ZM227 67H226V68H227ZM254 67H255V66H254ZM6 68H7V67H6ZM19 68H20V67H19ZM19 68H18V69H19ZM25 68H26V67H25ZM32 68H33V67H32ZM36 68H37V67H36ZM57 68H58V67H57ZM111 68H112V67H111ZM127 68H128V67H127ZM127 68H126V69H127ZM148 68H149V66H148ZM166 68H167V67H166ZM172 68H173V67H172ZM177 68H178V67H177ZM185 68H186V67H185ZM195 68H196V67H195ZM217 68H218V67H217ZM230 68H231V67H230ZM236 68H237V67H236ZM258 68H259V67H258ZM2 69H3V68H2ZM12 69H13V67H12ZM84 69H85V68H84ZM116 69H117V68H116ZM119 69H120V68H119ZM119 69H117V70H119ZM168 69H171V68H168ZM175 69H176V68H175ZM180 69H181V68H180ZM196 69H197V68H196ZM207 69H208V67H207ZM232 69H233V66H232ZM246 69H247V68H246ZM246 69H245V70H246ZM16 70H17V68H16ZM33 70H34V68H33ZM36 70H37V69H36ZM47 70H48V69H47ZM50 70H51V68H50ZM76 70H77V69H76ZM117 70H116V71L114 70V71H115L116 73H117V72L120 73V72L117 71ZM121 70H123V69L121 68L120 71H121ZM132 70H133V69H132ZM215 70H216V68H215ZM222 70H223V69H222ZM19 71H20V70H19ZM22 71H25V70L22 69ZM37 71H38V70H37ZM41 71H42V70H41ZM58 71H59V70H58ZM66 71H67V70H66ZM80 71H82V70H80ZM92 71H93V70H92ZM158 71H159V70H158ZM171 71H172V70H171ZM171 71H170V72H171ZM194 71H195V70H193V72H194ZM196 71H199V70H196ZM252 71H253V70H252ZM261 71H262V70L260 69V72H261ZM26 72L29 74L28 71H26ZM69 72H70V71H69ZM69 72H68V73H69ZM77 72H78V71H77ZM90 72H91V71H90ZM107 72H108V71H107ZM110 72H111V70H110ZM173 72H174V71H173ZM178 72H179V71H178ZM178 72H177V73H178ZM188 72H189V71H188ZM231 72H232V71H231ZM32 73H33V72H32ZM34 73H35V72H34ZM103 73H105V71H104ZM142 73H143V72H142ZM144 73H145V72H144ZM183 73H184V72H183ZM190 73H191V72H190ZM199 73H200V72H199ZM236 73H239V72H236ZM244 73H245V72H244ZM74 74H75V73H74ZM85 74H86V73H85ZM95 74H96V73H94V75H95ZM98 74H99V73H98ZM108 74H109V72H108ZM180 74H181V73H178V75H180ZM188 74H189V73H188ZM191 74H192V73H191ZM194 74H195V73H194ZM194 74H193V76H195ZM206 74H207V73H206ZM250 74H251V73H250ZM258 74H259V73H258ZM258 74H257V75H258ZM39 75H40V74H39ZM57 75L59 76V74H57ZM57 75H56V76H57ZM76 75H77V74H76ZM81 75L83 76L82 73H81ZM102 75H103V74H102ZM134 75H135V74H134ZM137 75H138V72H137L136 76H137ZM154 75H155V74H154ZM160 75H161V74H160ZM163 75L165 76V72H164ZM199 75H200V74H199ZM226 75H227V74H226ZM228 75H229V74H228ZM56 76H55V77H56ZM61 76H62V75H61ZM61 76H60V77H61ZM69 76H70V75H69ZM74 76H75V75H74ZM78 76H79V75H78ZM85 76H86V75H85ZM97 76H98V75H97ZM99 76H100L99 78H101V75H99ZM107 76H108V75H107ZM107 76H106V77H107ZM114 76H115V75H114ZM136 76H135V77H136ZM150 76H151V75H150ZM152 76H153V75H152ZM174 76H175V74H174ZM176 76H177V75H176ZM180 76H181V75H180ZM180 76H179V77H180ZM193 76H192V77H193ZM203 76H204V74H203ZM220 76H221V75H220ZM230 76H231V75H230ZM237 76H238V75H237ZM239 76H241V75H239ZM103 77H104V76H103ZM111 77H112V76H110V78H111ZM116 77H117V76H116ZM118 77H119V75H118ZM118 77H117V78H118ZM122 77H123V76H122ZM122 77H121V78H122ZM154 77H156V75H155ZM166 77H167V76H166ZM205 77H206V76H205ZM205 77H204V78H205ZM246 77H247V76H246ZM252 77H253V76H252ZM259 77H260V76H259ZM7 78H8V77H7ZM7 78H6V79H7ZM37 78H38V77H37ZM71 78H72V77H71ZM78 78H80V77H78ZM86 78H87V77H86ZM86 78H85V79H86ZM91 78H93V77L90 75V79H91ZM94 78H95V77H94ZM94 78H93V79H94ZM97 78H98V77H97ZM99 78H98V79H99ZM117 78H116V79H117ZM177 78H178V77H177ZM182 78H183V77H182ZM186 78H187V77H185V79H186ZM213 78H215V77H213ZM227 78H228V77H227ZM234 78H235V77H234ZM242 78H243V77H242ZM248 78H249V77H248ZM253 78H254V77H253ZM3 79H4V78H3ZM8 79H9V78H8ZM59 79H60V78H58V80H59ZM66 79H68V78H66ZM73 79H74V78H73ZM88 79H89V76H88ZM113 79H114V78H113ZM116 79H115V80H116ZM119 79H120V78H119ZM119 79H118V80H119ZM134 79H135V78H134ZM155 79H156V78H155ZM168 79H169V78H168ZM191 79H193V78H191ZM202 79H203V78H202ZM209 79H210V78H209ZM209 79H208V82H211V79H210V81H209ZM225 79H226V77H225ZM259 79H260V78H259ZM259 79H258V80H259ZM77 80H78V79H77ZM102 80H103V79H102ZM118 80H116V81L118 82ZM137 80H138V79H137ZM144 80H145V79H144ZM144 80H143V82H144ZM170 80H171V79H169L168 81L170 82ZM212 80H213V79H212ZM251 80H252V79H251ZM17 81H18V79H17ZM62 81H63V80H62ZM66 81H67V80H66ZM72 81H74V80H72ZM91 81H92V80H91ZM94 81H96V80H94ZM94 81H93V82H94ZM97 81H98V80H97ZM100 81H101V79H100ZM105 81H106V80H105ZM134 81H135V80H134ZM146 81H147V80H146ZM166 81H167V80H166ZM196 81H197V80H196ZM205 81L207 82V80H205ZM214 81H215V80H214ZM218 81H219V79H218ZM234 81H235V80H234ZM247 81H248V80H247ZM58 82H59V81H58ZM58 82H57V83H58ZM60 82H61V81H60ZM85 82H86V81H85ZM88 82H89V81H88ZM88 82H87V83H88ZM98 82H99V81H98ZM102 82L104 83V81H102ZM106 82H107V81H106ZM122 82H123V81H122ZM159 82H160V81H159ZM169 82H168V83H169ZM184 82H185V80H184ZM186 82H187V80H186ZM193 82H194V81H193ZM206 82H205V83H206ZM242 82H244V81H242ZM248 82H250V81H248ZM258 82H259V81H258ZM1 83H2V82H1ZM81 83H82V82H81ZM81 83H80V84H81ZM108 83H109V82H108ZM110 83H111V81H110ZM189 83H191V82H189ZM237 83H238V80H237ZM4 84H5V83H4ZM7 84H8V82H7ZM9 84H10V85H13L12 83H9ZM73 84H78V83H75V82H74ZM73 84H72V85H73ZM95 84H96V83H95ZM185 84H186V83H185ZM225 84H226V83H225ZM245 84H246V83H245ZM2 85H3V83H2ZM70 85H71V84H70ZM110 85H111V84H109V86H110ZM120 85H121V84H120ZM139 85H140V84H139ZM182 85H183V84H182ZM192 85H195V84H192ZM257 85H258V84H257ZM8 86H9V85H8ZM8 86H5V87H8ZM116 86H117V85H116ZM134 86H135V85H134ZM140 86H141V85H140ZM140 86H139V87H140ZM215 86H217V84H216ZM219 86H220V85H219ZM232 86H233V85H232ZM237 86H238V85H237ZM260 86H261V85H260ZM30 87H31V86H30ZM69 87H70V86H69ZM71 87H72V86H71ZM84 87H85V86H84ZM93 87H94V86H93ZM112 87H113V85H112ZM112 87H110V88H112ZM117 87H118V86H117ZM117 87H116V88H117ZM127 87H128V86H127ZM201 87H202V86H201ZM226 87H228V86H226ZM229 87H230V86H229ZM15 88H16V87H15ZM63 88H64V87H63ZM105 88H106V87H105ZM116 88H115V89H116ZM141 88H142V87H141ZM166 88H168V87H166ZM166 88H165V89H166ZM188 88H189V86H188ZM192 88H193V86H192ZM199 88H200V86H199ZM217 88H218V87H217ZM230 88H231V87H230ZM232 88H233V87H232ZM232 88H231V89H232ZM244 88H245V87H244ZM261 88H262V87H261ZM1 89H2V88H1ZM13 89H14V87H13ZM18 89H19V88H18ZM91 89H92V87H91ZM91 89H90V90H91ZM108 89H109V88H108ZM112 89H114V87H113ZM128 89H129V88H128ZM137 89H138V88H137ZM160 89H161V88H160ZM196 89H197V88H196ZM219 89H220V88H219ZM224 89H225V88H224ZM224 89H223V90H224ZM234 89H235V88H234ZM237 89H238V88H237ZM241 89H242V88H241ZM248 89H249V88H248ZM256 89H257V88H256ZM258 89H259V88H258ZM16 90H17V88H16ZM27 90H28V89H27ZM75 90H76V89H75ZM83 90H84V89H83ZM96 90H97V88H96ZM98 90H99V89H98ZM143 90H144V88H143ZM153 90H154V89H153ZM166 90H167V89H166ZM170 90H171V88H170ZM181 90H182V88H181ZM181 90H180V91H181ZM185 90H186V89H185ZM200 90H201V89H200ZM226 90H227V89H225V91H226ZM253 90H255V89H253ZM21 91H22V90H21ZM99 91H100V90H99ZM102 91H103V90H102ZM109 91H111V90L109 89ZM120 91H121V90H120ZM124 91H125V89H124ZM127 91H128V90H127ZM137 91H139V90H137ZM161 91H162V89H161ZM193 91H195V90L193 89ZM201 91H202V90H201ZM205 91H207V90H205ZM218 91H219V90H218ZM225 91H224V92H225ZM246 91H247V90H246ZM261 91H263V90H261ZM27 92H28V91H27ZM31 92H32V91H31ZM71 92H72V91H71ZM87 92H88V91H87ZM93 92H94V91H93ZM93 92H91V93L93 94ZM125 92H126V91H125ZM132 92H133V91H132ZM140 92H141V91H140ZM153 92H154V91H153ZM169 92H170V91H169ZM172 92H173V90H172ZM184 92H185V91H184ZM187 92H188V89H187ZM191 92H192V91H191ZM203 92H204V91H203ZM226 92H227V91H226ZM233 92H234V91H233ZM69 93H70V90H69ZM69 93H68V94H69ZM103 93H104V92H103ZM106 93H107V92H106ZM130 93H131V92H130ZM145 93H146V92H145ZM147 93H149V92H147ZM189 93H190V91H189ZM189 93H186V92H185L184 95L186 96V94H189ZM198 93H199V92H198ZM217 93H222V92H217ZM227 93H228V92H227ZM230 93H231V92H230ZM248 93H249V92H248ZM255 93H256V92H255ZM7 94H8V93H7ZM73 94H74V93H73ZM80 94H81V93H80ZM85 94H86V93H85ZM89 94H90V93H89ZM107 94H108V93H107ZM118 94H119V93H118ZM123 94H124V92H123ZM125 94H126V93H125ZM127 94H128V92H127ZM143 94H144V93H143ZM163 94H165V93H163ZM166 94H167V93H166ZM169 94H170V93H169ZM196 94H197V93H196ZM205 94H206V93H205ZM212 94L214 95V93H212ZM8 95H9V94H8ZM96 95H97V93H96ZM104 95H105V94H104ZM110 95H111V94H110ZM130 95H131V94H129V95H127V96H130ZM137 95H139V94H137ZM140 95H141V94H140ZM161 95H162V94H161ZM184 95H183V96H184ZM193 95H194V94H193ZM201 95H202V94H201ZM208 95H210V94H208ZM219 95H220V94H219ZM226 95H227V94H226ZM233 95H234V94H233ZM2 96H3V95H2ZM40 96H41V94H40ZM84 96H85V95H84ZM132 96H133V95H132ZM144 96H145V95H144ZM148 96H149V95H148ZM148 96H147V98H148ZM152 96H155V95L152 94ZM165 96H166V95H165ZM183 96H181V97H183ZM188 96H189V95H188ZM203 96H204V95H203ZM206 96H207V95H206ZM216 96H217V95H216ZM239 96H240V95H239ZM245 96H246V95H245ZM249 96H250V95H249ZM256 96H257V95H256ZM260 96H261V94H260ZM5 97H6V96H5ZM71 97H72V94H71ZM71 97H70V99H71ZM74 97H75V96H74ZM109 97H110V96H109ZM109 97H108V98H109ZM111 97H112V96H111ZM120 97H121V96H120ZM141 97H143V95H142ZM158 97H159V95H158ZM158 97H157V98H158ZM162 97H163V96H162ZM196 97H198V96H196ZM199 97H200V96H199ZM199 97H198V98H199ZM214 97H215V96H214ZM224 97H225V96H224ZM226 97H227V96H226ZM235 97H237V96H235ZM263 97H264V96H263ZM1 98H2V97H1ZM3 98H4V97H3ZM21 98H22V97H21ZM47 98H48V97H47ZM121 98H122V97H121ZM136 98H138V97L136 96ZM136 98H135V99H136ZM145 98H146V97H145ZM150 98H151V97H150ZM157 98H156V99H157ZM164 98H165V97H164ZM166 98H167V97H166ZM177 98H178V97H177ZM189 98H190V97H189ZM191 98H192V97H191ZM203 98H204V97H203ZM12 99H13V98H12ZM16 99H17V98H16ZM48 99H49V98H48ZM105 99H106V98H105ZM131 99H132V97H131ZM138 99H141V98H138ZM138 99H137V100H138ZM151 99H153V98H151ZM154 99H155V98H154ZM175 99H176V97H175ZM179 99H180V98H179ZM187 99H188V98H187ZM194 99H195V98H194ZM194 99H193V100H194ZM196 99H197V98H196ZM200 99H201V98H200ZM220 99H221V98H220ZM225 99H226V98H225ZM227 99H228V98H227ZM229 99H230V98H229ZM229 99H228V100H229ZM246 99H248V98H246ZM13 100H14V99H13ZM114 100H116V99H114ZM123 100H124V99H123ZM126 100H128V99L126 98ZM143 100H145V99H143ZM158 100H159V99H158ZM160 100L162 101L161 97H160ZM160 100H159V101H160ZM165 100H166V99H165ZM165 100H164V101H165ZM169 100H170V99H169ZM169 100H168V101H169ZM183 100H184V99H182L181 101H183ZM217 100H218V99H217ZM233 100H234V99H233ZM248 100H249V99H248ZM81 101H82V100H81ZM97 101L99 102V100H97ZM101 101H103V100H101ZM109 101H110V100H109ZM111 101H112V100H111ZM141 101H142V99H141ZM151 101H153V100H151ZM164 101H162V102H164ZM194 101H195V100H194ZM201 101H202V100H201ZM215 101H216V100H215ZM236 101H237V99L235 100V102H236ZM257 101H259V100H257ZM262 101H263V100H262ZM0 102H1V101H0ZM2 102H3V101H2ZM16 102H17V100H16ZM50 102H51V101H50ZM54 102H55V100H54ZM72 102H73V101H72ZM90 102H91V101H90ZM103 102H105V101H103ZM125 102H127V101H125ZM132 102H133V101H132ZM132 102H131L130 104H132ZM146 102H147V101H146ZM165 102L167 103V100H166ZM172 102H173V101H172ZM185 102H186V101H185ZM185 102H184V103H185ZM189 102H190V101H189ZM197 102H198V101H197ZM199 102H200V101H199ZM202 102H203V101H202ZM211 102H212V101H211ZM219 102H220V101H219ZM231 102H232V101H231ZM235 102H234V103H235ZM252 102H253V101H252ZM14 103H15V102H14ZM51 103H52V102H51ZM60 103H61V102H60ZM83 103H84V102H83ZM108 103H109V102H108ZM116 103H117V102H116ZM133 103H134V102H133ZM144 103H145V102H144ZM152 103H156V102L154 101V102H151V104H152ZM158 103H159V102H158ZM177 103H179V102H177ZM184 103H183V104H184ZM203 103H204V102H203ZM214 103H215V102H214ZM242 103H243V102H242ZM255 103H256V102H255ZM17 104H18V103H17ZM19 104H20V103H19ZM38 104H39V103H38ZM56 104H57V103H56ZM98 104H99V103H98ZM101 104H102V103H101ZM112 104H113V103H112ZM146 104H147V103H146ZM159 104H160V103H159ZM163 104H164V103H163ZM163 104H162V105H163ZM179 104H180V103H179ZM181 104H182V103H181ZM207 104H208V103H207ZM210 104H211V103H209V105H210ZM259 104H260V103H259ZM262 104H263V102H262ZM22 105H23V104H22ZM31 105H32V104H31ZM34 105H35V103H34ZM58 105H59V104H58ZM85 105H86V104H85ZM103 105H104V104H103ZM109 105H110V104H109ZM116 105H117V104H116ZM147 105H148V104H147ZM173 105H174V104H173ZM186 105H187V104H186ZM205 105H206V104H205ZM230 105H231V104H230ZM232 105H233V104H232ZM249 105H250V104H249ZM252 105H253V104H252ZM254 105H255V104H254ZM254 105H253V106H254ZM9 106H10V105H9ZM13 106H14V105H13ZM48 106H49V105H48ZM87 106H88V105H87ZM95 106H96V105H95ZM106 106H107V105H106ZM165 106H166V105L164 104V107H165ZM169 106H170V105H169ZM169 106H168V107H169ZM178 106L180 107L181 105H178ZM184 106H185V105H184ZM194 106H195V105H194ZM200 106H203V105H200ZM240 106H241V105H240ZM22 107H23V106H22ZM36 107H37V106H36ZM71 107H72V106H71ZM113 107H114V105H113ZM113 107H112V108H113ZM115 107H116V106H115ZM119 107H120V106H119ZM152 107H153V106H152ZM155 107H156V106H155ZM205 107H208V105L205 106ZM210 107H211V106H210ZM210 107H209V108H210ZM231 107H232V106H231ZM243 107H244V106H243ZM245 107H246V106H245ZM256 107H257V106H256ZM258 107H259V106H258ZM261 107H262V106H261ZM261 107H260V108H261ZM12 108H13V107H12ZM23 108H24V107H23ZM28 108H29V107H28ZM45 108H46V107H45ZM87 108H88V107H87ZM106 108H107V107H106ZM157 108H158V106H157ZM162 108H163V107H162ZM196 108L198 109L197 105H196ZM209 108H207V109L209 110ZM217 108H218V107H217ZM249 108H250V107H249ZM253 108H254V107H253ZM263 108H264V105H263ZM18 109H19V108H18ZM30 109H32V108H30ZM33 109H35V108L33 107ZM63 109H64V108H63ZM108 109H109V107H108ZM131 109H132V108H131ZM133 109H134V108H133ZM189 109H190V108H189ZM229 109H230V108H229ZM233 109H234V108H233ZM233 109H231V110H233ZM240 109H241V108H240ZM242 109H244V108H242ZM246 109H247V108H246ZM129 110H130V109H129ZM136 110H137V109H136ZM151 110H152V109H151ZM162 110H164V108H163ZM173 110H176V108L173 109ZM204 110H205V109H204ZM218 110H219V109H218ZM220 110H221V109H220ZM234 110H235V109H234ZM234 110H233V111H234ZM249 110H250V109H249ZM255 110H256V109H255ZM255 110H254V111H255ZM258 110H259V109H258ZM260 110H261V109H260ZM28 111H29V110H28ZM30 111H31V110H30ZM43 111H44V110H43ZM96 111H97V110H96ZM131 111H132V110H131ZM178 111H179V110H178ZM196 111H197V110H196ZM200 111H201V109H200ZM237 111H238V110H237ZM245 111H246V110H245ZM113 112H114V111H113ZM145 112H146V111H145ZM171 112H172V111H171ZM206 112H207V111H206ZM219 112H220V111H219ZM231 112H232V111H231ZM231 112H230V113H231ZM234 112H236V111H234ZM251 112H252V110H251ZM57 113H58V112H57ZM65 113H67V112H64L63 114H65ZM84 113H85V112H84ZM140 113H142V111H141ZM140 113H139V115H140ZM153 113H154V112H153ZM180 113H182V112H180ZM180 113H179V114H180ZM194 113H195V112H194ZM198 113H199V111H198ZM242 113H243V112H242ZM257 113H258V112H257ZM261 113H262V112H261ZM95 114H96V113H95ZM109 114H110V113H109ZM115 114H117V113H115ZM166 114H167V113H166ZM172 114H173V113H172ZM176 114H177V113H176ZM176 114H175V115H176ZM179 114H177V115H179ZM192 114H193V113H192ZM196 114H197V113H196ZM205 114H207V113H205ZM213 114H214V113H213ZM213 114H212V115H213ZM218 114H219V113H218ZM218 114H217V116H218ZM222 114H223V113H222ZM52 115H53V114H52ZM151 115L153 116V114H151ZM161 115H163V114H161ZM164 115H165V114H164ZM215 115H216V114H215ZM215 115H214V116H215ZM226 115H227V113H226ZM239 115H240V114H239ZM241 115H242V114H241ZM245 115H246V113H245ZM261 115H262V114H261ZM47 116H48V114H47ZM63 116H64V115H63ZM89 116H90V115H89ZM111 116L113 117V115H111ZM173 116H174V115H173ZM199 116H200V114H199ZM202 116H203V115H202ZM223 116H224V115H223ZM227 116H228V115H227ZM230 116H232V115H230ZM233 116H234V115H233ZM252 116H253V115H252ZM254 116H255V115H254ZM258 116H259V115H258ZM263 116H264V115H263ZM114 117H116V116L114 115ZM117 117H119L118 114H117ZM163 117H164V116H163ZM170 117H172V116H170ZM184 117H185V116H184ZM186 117H188V116H186ZM186 117H185V118H186ZM193 117H194V116H193ZM203 117H204V116H203ZM206 117H207V115H206ZM234 117H235V116H234ZM238 117H239V116H238ZM238 117H237V118H238ZM43 118H45V117L43 116ZM46 118H47V117H46ZM48 118H49V117H48ZM50 118H51V117H50ZM50 118H49V119H50ZM160 118H161V117H160ZM164 118H165V117H164ZM166 118H169V117H166ZM179 118H180V116H179ZM198 118H200V117H198ZM210 118H211V117H210ZM218 118H219V117H218ZM218 118H217V119H218ZM222 118H223V117H222ZM242 118H243V117H242ZM248 118H250V117H248ZM253 118H254V117H253ZM257 118L259 119V117H257ZM262 118H263V117H262ZM51 119H52V118H51ZM55 119H56V118H55ZM62 119H63V118H62ZM65 119H66V118H65ZM162 119H163V118H162ZM176 119H177V118H176ZM203 119H204V118H203ZM203 119H202V120H203ZM213 119H214V118H213ZM229 119H230V118H229ZM231 119H232V118H231ZM239 119H240V117H239ZM245 119H246V118H245ZM263 119H264V118H263ZM263 119H262V120H263ZM41 120H42V118H41ZM67 120H68V119H67ZM139 120H140V119H139ZM141 120H142V119H141ZM171 120H172V118H171ZM173 120H174V119H173ZM214 120H215V119H214ZM226 120H227V119H226ZM253 120H254V119H253ZM262 120H261V121H262ZM43 121H44V120H43ZM43 121H42V122H43ZM47 121H49V120H47ZM68 121H69V120H68ZM161 121H162V120H161ZM175 121H177V120H175ZM175 121H174V122H175ZM181 121H182V120H181ZM208 121H209V120H208ZM223 121H224V120H223ZM228 121H229V120H228ZM234 121H235V119H234ZM234 121H233V124H234ZM236 121H237V120H236ZM245 121H246V120H245ZM248 121H249V119H248ZM255 121H256V120H255ZM258 121H259V120H258ZM28 122H30V121L28 120ZM42 122H41V123H42ZM66 122H67V121H66ZM141 122H142V121H141ZM143 122H144V121H143ZM148 122H149V121H148ZM151 122H152V121H151ZM172 122H173V121H172ZM178 122H179V120H178ZM188 122H189V121H188ZM204 122H205V121H204ZM210 122H211V120H210ZM218 122H219V121H218ZM224 122H225V121H224ZM224 122H223V123H224ZM229 122L231 123V121H229ZM242 122H243V119H242ZM242 122H241V124H240L241 126H242ZM253 122H254V121H253ZM253 122H252V123H253ZM43 123H46V122H43ZM52 123H53V122H51V124H52ZM146 123H147V122H146ZM154 123H155V122H154ZM208 123H209V122H208ZM230 123H228V124L230 125ZM236 123H237V122H236ZM248 123H249V122H248ZM254 123H255V122H254ZM256 123H257V122H256ZM263 123H264V122H263ZM17 124H18V123H17ZM36 124H37V123H36ZM38 124H39V122H38ZM147 124H148V123H147ZM186 124H187V123H186ZM202 124H204V123H202ZM220 124H221V123H220ZM246 124H247V123H246ZM258 124L260 125V123H258ZM67 125H68V124H67ZM67 125H65V126H67ZM72 125H73V124H72ZM145 125H146V124H145ZM152 125H154V124H152ZM179 125H181V124H179ZM212 125H213V124H212ZM214 125H215V124H214ZM256 125H257V124H256ZM42 126H43V125H42ZM73 126H74V125H73ZM149 126H150V125H149ZM181 126H182V125H181ZM188 126H189V125H188ZM194 126H195V125H194ZM199 126H200V125H199ZM199 126H198V127H199ZM205 126H206V125H204V127H205ZM207 126H208V125H207ZM251 126H252V124H251ZM44 127H45V126H44ZM62 127H63V125H62ZM151 127H152V126H151ZM156 127H157V126H156ZM158 127H159V126H158ZM162 127H163V126H162ZM232 127H233V125H232ZM239 127H240V126H239ZM243 127H244V126H243ZM245 127H246V125H245ZM254 127H256V126H254ZM24 128H25V127H24ZM24 128H23V129H24ZM64 128H65V127H64ZM173 128H174V127H173ZM196 128H197V127H196ZM199 128H200V127H199ZM219 128H220V127H219ZM224 128H226V127H224ZM240 128H241V127H240ZM248 128H249V127H248ZM259 128H261V127H259ZM43 129H44V128H43ZM45 129H46V127H45ZM45 129H44V130H45ZM143 129H144V128H143ZM143 129H142V130H143ZM146 129H147V128H146ZM149 129H150V128H149ZM152 129H153V128H152ZM158 129H161V128H158ZM203 129H204V128H203ZM227 129H228V128H227ZM236 129H237V128H236ZM245 129H246V128H245ZM245 129H244V130H245ZM254 129H255V128H253V131H257V129H256V130H254ZM63 130H64V129H63ZM175 130H176V129H175ZM177 130H178V129H177ZM210 130H211V129H210ZM221 130H222V129H221ZM225 130H226V129H225ZM237 130H238V129H237ZM250 130H251V129H250ZM262 130H263V128H262ZM153 131H154V130H153ZM181 131H182V130H181ZM194 131H195V129H194ZM207 131H209V130H207ZM214 131H215V130H214ZM214 131H213V132H214ZM239 131H241V129H240ZM248 131H249V130H248ZM258 131H259V130H258ZM258 131H257V132H258ZM260 131H261V130H260ZM161 132H162V131H161ZM165 132H166V130H165ZM175 132H176V131H175ZM184 132H185V131H184ZM213 132L210 131V133H212V134H213ZM224 132H225V131H224ZM234 132H235V131H234ZM236 132H237V131H236ZM263 132H264V131H263ZM43 133H45V132H43ZM177 133H178V132H177ZM195 133H196V132H195ZM204 133H206V132L204 131ZM218 133H219V132H218ZM249 133H250V131H249ZM9 134H10V133H9ZM45 134H46V133H45ZM50 134H51V133H50ZM59 134H60V132H59ZM147 134H148V133H147ZM153 134H154V133H153ZM153 134H152V136H153ZM193 134H194V133H193ZM196 134H197V133H196ZM196 134H195V135H196ZM208 134H209V133H208ZM215 134H216V132L214 133V135H215ZM219 134H220V133H219ZM240 134H241V133H240ZM246 134H247V133H246ZM257 134H258V133H257ZM261 134H262V133H261ZM24 135H25V134H24ZM148 135H149V134H148ZM177 135H178V134H177ZM177 135H176V136H177ZM197 135H198V134H197ZM199 135H201V134H199ZM216 135H217V134H216ZM216 135H215V136H216ZM221 135H222V134H221ZM223 135H224V134H223ZM253 135H254V132H253ZM263 135H264V134H263ZM30 136H31V135H30ZM48 136H50V135H48ZM91 136H92V135H91ZM202 136H203V135H202ZM207 136H208V135H207ZM209 136H210V135H209ZM211 136H213V135H211ZM215 136H214V137H215ZM231 136H232V135H231ZM231 136H230V137H231ZM241 136H242V135H241ZM243 136H244V135H243ZM249 136H250V135H249ZM256 136H257V135H256ZM260 136H261V135H260ZM25 137H26V136H25ZM33 137H34V136H33ZM170 137H171V136H170ZM172 137H173V136H172ZM177 137H179V136H177ZM182 137H183V136H182ZM184 137H185V136H184ZM194 137H195V136H194ZM203 137H204V136H203ZM217 137H218V135H217ZM221 137H222V136H221ZM224 137H225V136H224ZM224 137H222V138L224 139ZM228 137H229V136H228ZM228 137H227V138H228ZM253 137H254V136H253ZM257 137H259V136H257ZM262 137H263V136H262ZM262 137H261L260 139H262ZM102 138H103V137H102ZM144 138H145V137H144ZM154 138H155V137H154ZM206 138H207V137H206ZM210 138H211V137H210ZM227 138H226V139H227ZM231 138H232V137H231ZM236 138H237V137H236ZM246 138H247V137H246ZM246 138H245V140H246ZM28 139H29V138H28ZM84 139H85V138H84ZM156 139H157V138H156ZM212 139H213V137H212ZM215 139H216V138H215ZM223 139H222V140H223ZM247 139H248V138H247ZM249 139H250V138H249ZM153 140H154V139H153ZM176 140H177V139H176ZM178 140H179V139H178ZM187 140H188V139H187ZM220 140H221V138H220ZM256 140H257V139H256ZM28 141H29V140H28ZM111 141H112V140H111ZM157 141H158V140H157ZM180 141H182V140H180ZM205 141H206V140H205ZM252 141H253V140H251V142H252ZM6 142H7V141H6ZM182 142H183V141H182ZM198 142H199V140H198ZM203 142H204V141H203ZM203 142H202V143H203ZM206 142H208V141H206ZM210 142H211V141H210ZM215 142H216V141H215ZM222 142H223V141H222ZM225 142H226V141H225ZM225 142H224V145H226ZM227 142H228V141H227ZM258 142H259V141H258ZM73 143H74V142H73ZM73 143H72V144H73ZM98 143H100V142H98ZM102 143H103V142H102ZM105 143H106V142H105ZM196 143H197V141H196ZM200 143H201V141H200ZM248 143H249V142H248ZM260 143H261V142H260ZM34 144H35V143H34ZM181 144H182V143H181ZM181 144H180V145H181ZM208 144L210 145V143H208ZM211 144H212V142H211ZM221 144H222V143H221ZM238 144H239V143H238ZM262 144H263V143H262ZM262 144H261L260 146H263ZM74 145H75V143H74ZM74 145H73V146H74ZM118 145H119V143H118ZM205 145H206V144H205ZM216 145H217V143H216ZM227 145H228V144H227ZM231 145H232V144H231ZM233 145H234V143H233ZM248 145H249V144H248ZM254 145H255V144H253L252 146H254ZM29 146H30V145H29ZM68 146H69V145H68ZM96 146H97V145H96ZM98 146H99V144H98ZM100 146H101V145H100ZM195 146H196V145H195ZM201 146H202V145H201ZM206 146H207V145H206ZM210 146H211V145H210ZM228 146H229V145H228ZM239 146H240V144H239ZM241 146H242V145H241ZM190 147H191V146H190ZM212 147H213V146H212ZM225 147L227 148V146H225ZM231 147H232V146H231ZM263 147H264V146H263ZM23 148H24V147H23ZM89 148H90V147H89ZM89 148H88V149H89ZM167 148H168V147H167ZM201 148H202V147H201ZM210 148H211V147H210ZM217 148H218V147H217ZM220 148H222V147H220ZM226 148H225V150H226ZM232 148H233V147H232ZM251 148H252V147H251ZM261 148H262V147H261ZM66 149H67V148H66ZM86 149H87V148H86ZM202 149H203V148H202ZM218 149H219V148H218ZM218 149H217V150H218ZM234 149H235V148H234ZM237 149H238V148H237ZM31 150H32V149H31ZM90 150H91V149H90ZM213 150H214V149H213ZM225 150H224V151H225ZM77 151H78V150H77ZM87 151H88V150H87ZM119 151H120V150H119ZM230 151H231V150H230ZM32 152H33V151H32ZM89 152H90V151H89ZM128 152H129V151H128ZM239 152H240V151H239ZM258 152H259V151H258ZM30 153H31V152H30ZM68 153H69V152H68ZM76 153H77V152H76ZM91 153H92V152H91ZM102 153H103V152L101 151V154H102ZM121 153H122V152H121ZM217 153H218V152H217ZM220 153H221V152H220ZM227 153H228V152H227ZM240 153H241V152H240ZM31 154H32V153H31ZM72 154H73V151H72ZM228 154H229V153H228ZM231 154H232V156H233V153H231ZM231 154H230V156H231ZM235 154H236V153H235ZM235 154H234V155H235ZM129 155H130V154H129ZM139 155H140V154H139ZM139 155H138V156H139ZM237 155H239V154H237ZM7 156H8V155H7ZM67 156H68V155H67ZM79 156H80V154H79ZM104 156H105V155H104ZM219 156H220V155H219ZM240 156H241V155H240ZM2 157H4V156H2ZM15 157H16V156L14 155V158H15ZM33 157H34V156H33ZM75 157H76V156H75ZM96 157H97V156H96ZM96 157H95V158H96ZM181 157H182V156H181ZM217 157H218V156H217ZM223 157H224V156H223ZM23 158H24V157H23ZM79 158H80V157H79ZM138 158H139V157H138ZM140 158H141V157H140ZM140 158H139V160H141ZM143 158H145V157H143ZM221 158H222V156H221ZM221 158H220V160H221ZM261 158H263V156H262ZM27 159H28V158H27ZM71 159H72V158H71ZM73 159H74V158H73ZM80 159H82V156H81ZM104 159H105V158H104ZM76 160H77V157H76ZM85 160H86V159H85ZM90 160H91V159H90ZM96 160H97V159H96ZM106 160H107V159H106ZM128 160H129V159H128ZM34 161H35V160H34ZM82 161H83V160H82ZM107 161H108V160H107ZM221 161H222V160H221ZM242 161H243V160H242ZM242 161H241V162H242ZM14 162H15V160H14ZM18 162H20V161H18ZM25 162H27V161H25ZM37 162H38V161H37ZM69 162H70V161H69ZM69 162H68V163H69ZM76 162H77V161H76ZM244 162H245V161H244ZM29 163H30V162H29ZM29 163H28V165H30ZM31 163H33V162H31ZM134 163H135V162H134ZM220 163H221V162H220ZM15 164H16V163H15ZM17 164H18V163H17ZM23 164H24V162H23ZM74 164H75V163H74ZM77 164H78V163H77ZM79 164H80V163H79ZM91 164H92V163H91ZM95 164H97V163H95ZM103 164H104V163H103ZM123 164H124V162H123ZM158 164H159V163H158ZM185 164H186V163H185ZM26 165H27V164H26ZM75 165H76V164H75ZM80 165H81V164H80ZM92 165H93V164H92ZM92 165H91V166H92ZM140 165H141V164H140ZM152 165H153V164H152ZM186 165H187V166H186V168H187V167H188V164H186ZM37 166H38V164H37ZM85 166H86V165H85ZM87 166H88V165H87ZM168 166H169V165H168ZM190 166H191V165H190ZM238 166H240V165H238ZM250 166H251V165H250ZM17 167H18V166H17ZM42 167H43V166H42ZM73 167H74V166H73ZM95 167H96V166H95ZM157 167H158V166H157ZM172 167H173V166H172ZM181 167H182V166H181ZM183 167H184V166H183ZM183 167L181 168V170H183ZM227 167H228V166H227ZM235 167H237V166H235ZM253 167H254V166H253ZM32 168H33V167H32ZM89 168H90V167H89ZM126 168H127V167H126ZM163 168H164V167H163ZM188 168H191V167H188ZM195 168H196V166H195ZM216 168H217V167H216ZM219 168H220V167H219ZM225 168H226V167H225ZM25 169H28V168H25ZM33 169H34V168H33ZM37 169H38V168H37ZM73 169H74V168H73ZM80 169H81V168H80ZM92 169H93V167H92ZM115 169H116V168H115ZM170 169H171V168H170ZM179 169H180V167H179ZM191 169H192V168H191ZM191 169H189V170H191ZM233 169H234V168H233ZM30 170H31V169H30ZM71 170H72V169H71ZM97 170H98V169H97ZM185 170H186V169H185ZM189 170H188V171H189ZM195 170H196V169H195ZM202 170H203V169H202ZM25 171H26V170H25ZM81 171H82V170H81ZM98 171H99V170H98ZM108 171H109V169H108ZM167 171H168V170H167ZM175 171H176V170H175ZM183 171H184V170H183ZM188 171H186V172H188ZM213 171H214V170H213ZM239 171H241V170H239ZM256 171H257V170H256ZM72 172H73V171H72ZM171 172H172V171H171ZM191 172H192V171H190V173H191ZM41 173H42V172H41ZM48 173H49V172H48ZM75 173H76V172H75ZM99 173H100V172H99ZM104 173H105V172H104ZM104 173H103V174H104ZM110 173H111V172H110ZM110 173H109V174H110ZM182 173H183V172H182ZM194 173H195V172H194ZM249 173H250V171H249ZM31 174H32V173H30V175H31ZM33 174H34V173H33ZM50 174H51V173H50ZM73 174H74V173H73ZM103 174H102V176H103ZM179 174H180V173H178V175H179ZM183 174H184V173H183ZM191 174H192V173H191ZM195 174H196V173H195ZM250 174H251V173H250ZM107 175H108V174H107ZM110 175H111V174H110ZM133 175H134V174H133ZM35 176H36V175H35ZM82 176H83V175H82ZM86 176H88V175H86ZM99 176H100V175H99ZM129 176H130V175H129ZM150 176H151V175H150ZM152 176H154V175H152ZM165 176H166V175H165ZM175 176H176V175H175ZM213 176H214V175H213ZM220 176H221V175H220ZM246 176H248V175H246ZM251 176H252V175H251ZM36 177H37V176H36ZM91 177H92V176H91ZM108 177H110V176H108ZM117 177H118V176H117ZM131 177H132V176H131ZM201 177H202V176H201ZM214 177H215V176H214ZM231 177H232V176H231ZM87 178H88V177H87ZM134 178H135V177H134ZM202 178H203V177H202ZM202 178H201V179H202ZM221 178H222V176H221ZM260 178H261V177H260ZM260 178H259V179H260ZM262 178H263V176H262ZM81 179H82V178H81ZM83 179H84V178H83ZM89 179H90V178H89ZM108 179H110V178H108ZM130 179H131V178H130ZM204 179H205V178H204ZM235 179H236V178H235ZM199 180H200V179H199ZM199 180H198V181H199ZM205 180H206V179H205ZM207 180H208V178H207ZM207 180H206V181H207ZM213 180H214V179H213ZM213 180H212V181H213ZM91 181H92V180H91ZM91 181H90V184L92 183ZM100 181H101V180H100ZM121 181H122V180H121ZM135 181H136V180H135ZM198 181H197V182H198ZM208 181H209V180H208ZM212 181H211V182H212ZM223 181H224V180H223ZM78 182H79V181H78ZM81 182H82V181H81ZM81 182H80V183H81ZM83 182H84V181H83ZM85 182H86V181H85ZM85 182H84L83 184H85ZM88 182H89V181H88ZM117 182H118V181H117ZM140 182H141V181H140ZM204 182H205V181H204ZM214 182H215V180H214ZM86 183H87V182H86ZM93 183H94V181H93ZM93 183H92V185H93ZM96 183H97V182H96ZM104 183H105V182H104ZM119 183H120V182H119ZM141 183H142V182H141ZM165 183H166V182H165ZM173 183H174V182H173ZM202 183H203V182H202ZM212 183H213V182H212ZM81 184H82V183H81ZM83 184H82V185H83ZM188 184H189V183H188ZM223 184H224V183H223ZM227 184H228V183H227ZM248 184H250V183H248ZM104 185H106V184H104ZM107 185H108V184H107ZM113 185H114V184H113ZM113 185H112V186H113ZM122 185H123V184H122ZM210 185H211V184H210ZM86 186H87V185H86ZM110 186H111V185H110ZM117 186H118V184H117ZM146 186H147V185H146ZM221 186H222V185H221ZM254 186H256V185H254ZM260 186H261V185H260ZM83 187H84V186H83ZM96 187H97V186H96ZM98 187H99V186H98ZM100 187H101V186H100ZM106 187H107V186H106ZM106 187H105V188H106ZM222 187H223V186H222ZM224 187H225V186H224ZM257 187H258V186H257ZM79 188H80V187H79ZM88 188H89V187H88ZM101 188H102V189H100V188H99V189H100V190H103V187H101ZM119 188H120V187H119ZM132 188H134V187H132ZM141 188H142V187H141ZM143 188H144V185H143ZM145 188H146V187H145ZM207 188H208V187H207ZM207 188H206V189H207ZM212 188H214V187H212ZM212 188H211V189H212ZM220 188H221V187H220ZM220 188L217 187V189H220ZM3 189H4V188H3ZM73 189H74V188H73ZM81 189H82V188H81ZM129 189H130V188H129ZM165 189H166V188H165ZM185 189H187V188L185 187ZM185 189H183V190H185ZM194 189H195V188H194ZM217 189H216V190H217ZM84 190H85V191H83V192H84L83 194L85 195V192H86L87 190H86V189H84ZM94 190H95V188H94ZM97 190H98V188H97ZM118 190H119V189H118ZM118 190H116V191L118 192ZM127 190H128V189H127ZM127 190H126V191H127ZM145 190H147V189H145ZM145 190H144V191H145ZM157 190H158V189H157ZM163 190H164V189H163ZM170 190H171V189H170ZM170 190H169V191H170ZM173 190H174V189H173ZM190 190H192V189H190ZM201 190H202V189H201ZM207 190H208V189H207ZM238 190H239V189H238ZM110 191H111V190H110ZM122 191H125V190H122ZM129 191H130V190H129ZM132 191H133V190H132ZM167 191H168V189H167ZM185 191H186V190H185ZM203 191H204V190H203ZM218 191H219V190H218ZM229 191H230V189H229ZM241 191H243V190H241ZM241 191H239V192H241ZM99 192H103V191H99ZM111 192H112V191H111ZM120 192H121V189H120ZM134 192H135V191H134ZM138 192H140V191H138ZM138 192H137V193H138ZM149 192H150V191H149ZM154 192H155V191H154ZM165 192H166V191H165ZM175 192H176V191H175ZM225 192H226V191H225ZM75 193H76V192H75ZM78 193H81V192H78ZM92 193H94V191H93ZM104 193H105V192H104ZM108 193H109V192H108ZM121 193H122V192H121ZM137 193H136V194H137ZM158 193H159V192H158ZM163 193H164V192H163ZM167 193H168V192H167ZM170 193H171V192H170ZM228 193H229V192H228ZM234 193H235V192H234ZM241 193H242V192H241ZM243 193H244V191H243ZM99 194H100V193H99ZM101 194L103 195V193H101ZM109 194H111V193H109ZM173 194H174V193H173ZM182 194H183V191H182ZM236 194H237V193H236ZM57 195H58V194H57ZM102 195H100V196H102ZM105 195H106V194H105ZM117 195H118V194H117ZM142 195H143V194H142ZM145 195H146V194H145ZM163 195H166V194H163ZM176 195H177V194H176ZM217 195H218V194H217ZM220 195H221V194H220ZM230 195H231V192H230ZM237 195H238V194H237ZM263 195H264V194H263ZM88 196H89V195H88ZM107 196H108V195H107ZM111 196H112V195H111ZM119 196H120V195H119ZM136 196H137V195H136ZM181 196H182V195H181ZM195 196H196V194H195ZM213 196H214V194H213ZM213 196H212V197H213ZM231 196H232V195H231ZM258 196H259V195H258ZM121 197H122V196H121ZM149 197H150V196H149ZM175 197H176V196H175ZM184 197H185V195H184ZM192 197H193V196H192ZM192 197H190V198H192ZM210 197H211V196H210ZM216 197H217V196H216ZM222 197H223V196H222ZM246 197H247V196H246ZM254 197H255V196H254ZM1 198H2V197H1ZM92 198H93V197H92ZM103 198H105V197H103ZM111 198H112V197H110L109 199H111ZM134 198H135V197H134ZM134 198H133V199H134ZM144 198H145V197H144ZM168 198H169V197H168ZM202 198H203V197H202ZM214 198H215V197H214ZM2 199H3V198H2ZM120 199H121V198H120ZM123 199H125V198L123 197ZM137 199H138V197H137ZM184 199H185V198H184ZM227 199H228V198H227ZM234 199H235V198H234ZM243 199H244V198H243ZM243 199H242V200H243ZM16 200H17V199H16ZM60 200H61V199H60ZM93 200H94V199H93ZM96 200H97V199H96ZM99 200H100V199H99ZM99 200H98V202H100ZM105 200H106V198L104 199V201H105ZM112 200H113V199H112ZM121 200H122V199H121ZM151 200H152V199H151ZM177 200H178V199H177ZM192 200H193V199H192ZM224 200H226V198H225ZM231 200H232V199H231ZM235 200H236V199H235ZM107 201H108V200H106V202H107ZM117 201H118V200H117ZM117 201H116V202H117ZM122 201H123V200H122ZM130 201H131V200H130ZM163 201H164V200H163ZM198 201H199V200H198ZM243 201H244V200H243ZM247 201H248V200H247ZM251 201H252V200H251ZM253 201H254V200H253ZM260 201H261V200H260ZM54 202H55V201H54ZM108 202H109V201H108ZM156 202H157V201H156ZM200 202H201V201H199V203H200ZM221 202H223V201H221ZM244 202H245V201H244ZM262 202H263V201H262ZM15 203H16V202H15ZM33 203H34V202H33ZM103 203H104V202H103ZM212 203H213V202H212ZM214 203H215V202H214ZM214 203H213V204H214ZM225 203H226V202H225ZM91 204H92V203H91ZM96 204H97V203H96ZM98 204H99V203H98ZM107 204H108V203H107ZM111 204H112V203H110V205H111ZM116 204H117V203H116ZM118 204H119V203H118ZM122 204H123V203H122ZM175 204H176V203H175ZM200 204H201V203H200ZM234 204H235V203H234ZM11 205H12V204H11ZM17 205H18V204H17ZM58 205H59V203H58ZM75 205H76V204H75ZM89 205H90V204H89ZM101 205H102V204H101ZM119 205H121V204H119ZM124 205H125V203H124ZM141 205H142V204H141ZM166 205H168V204H166ZM184 205H185V204H184ZM224 205H225V204H224ZM251 205H253V203H252ZM261 205H262V204H261ZM60 206H61V205H60ZM60 206H59V207H60ZM73 206H74V205H73ZM73 206H72V207H73ZM95 206H96V205H95ZM113 206H114V205H113ZM148 206H149V205H148ZM185 206H186V205H185ZM209 206H211V205H209ZM209 206H208V207H209ZM235 206H236V205H235ZM245 206H246V205H245ZM248 206H249V205H248ZM12 207H13V206H12ZM15 207H16V204H15ZM15 207H14V208H15ZM39 207H40V206H39ZM39 207H37V208H39ZM74 207H76V206H74ZM98 207H99V206H98ZM125 207H126V206H125ZM125 207H124V208H125ZM127 207H128V206H127ZM154 207H155V206H154ZM165 207H166V206H165ZM165 207H164V208H165ZM231 207H232V206H231ZM249 207H250V206H249ZM261 207H263V206H261ZM20 208H21V206H20ZM64 208H65V207H64ZM106 208H108V207H106ZM114 208H115V207H114ZM124 208H123V209H124ZM164 208H162V209H164ZM247 208H248V207H247ZM251 208H252V207H251ZM259 208H260V207H259ZM67 209H68V208H67ZM78 209H82V208H78ZM141 209H142V208H141ZM159 209H160V208H159ZM171 209L173 210V208H171ZM171 209H170V210H171ZM177 209H178V208L176 207V210H177ZM182 209H183V208H182ZM206 209H207V208H206ZM208 209H209V208H208ZM208 209H207V210H208ZM20 210H21V209H20ZM107 210H109V209H107ZM110 210L112 211V209H110ZM114 210H115V209H114ZM121 210H122V209H121ZM125 210H126V208H125ZM129 210H130V209H129ZM129 210H128L127 212H131V211H132V210H131V211H129ZM142 210H143V209H142ZM147 210H148V209H147ZM166 210H168V209H166ZM172 210H171V211H172ZM174 210H175V209H174ZM218 210H219V209H218ZM72 211H73V208H72ZM79 211H80V210H78V211H76V212L79 213ZM93 211H94V210H93ZM95 211H96V210H95ZM181 211H182V210H181ZM9 212H10V211H9ZM11 212H12V211H11ZM66 212H67V211H66ZM66 212H65V213H66ZM125 212H126V211H125ZM134 212H135V210H134ZM144 212H145V211H144ZM159 212H160V210H159ZM172 212H174V211H172ZM172 212H171V213H172ZM217 212H218V211H217ZM247 212H248V211H247ZM253 212H254V211H253ZM256 212H257V210H256ZM7 213H8V212H7ZM36 213H37V210H36ZM69 213H70V212H69ZM82 213H83V212H82ZM99 213H100V212H99ZM99 213H98V214H99ZM113 213H114V211H113ZM113 213H109V214H113ZM117 213H118V212H117ZM132 213H133V212H132ZM145 213L147 214V212H145ZM156 213H157V211H156ZM174 213H175V212H174ZM181 213H182V212H181ZM209 213H210V212H209ZM242 213H243V212H242ZM250 213H251V212H250ZM10 214H11V213H10ZM22 214H23V213H22ZM22 214H20V215H22ZM74 214H75V212L73 213V217H74ZM96 214H97V213H96ZM98 214H97V215H98ZM109 214H108V215H109ZM137 214H138V213H137ZM157 214H158V213H157ZM157 214H155V215H157ZM159 214H160V213H159ZM168 214H169V213H168ZM176 214H177V213H176ZM213 214H214V213H213ZM251 214H252V213H251ZM66 215H67V214H66ZM77 215H78V214H77ZM90 215H91V213H90ZM92 215H93V214H92ZM94 215H95V214H94ZM105 215H107V214H105ZM105 215H104V216H105ZM113 215H115V214H113ZM125 215H127V214L125 213ZM131 215H132V214H131ZM143 215H144V214H143ZM188 215H189V214H188ZM232 215H233V213H232ZM12 216H14V215H12ZM17 216H18V215H17ZM67 216H68V215H67ZM69 216H70V215H69ZM109 216H110V215H109ZM120 216H121V215H120ZM168 216H169V215H168ZM197 216H198V215H197ZM235 216H236V215H235ZM249 216H250V215H249ZM7 217H8V216H7ZM40 217H41V216H40ZM58 217H59V216H58ZM70 217H71V216H70ZM92 217H93V216H92ZM92 217H90V218H92ZM96 217H97V216H96ZM106 217H107V216H106ZM124 217H126V216H124ZM138 217H139V216H138ZM141 217H142V216H141ZM141 217H140V218H141ZM152 217H153V216H152ZM187 217H188V216H187ZM230 217H231V215H230ZM233 217H234V216H233ZM11 218H12V217H11ZM14 218H16V217H14ZM30 218H31V217H30ZM36 218H37V217H36ZM59 218H60V217H59ZM59 218H58V219H59ZM65 218H66V216H65ZM67 218H68V217H67ZM97 218H98V217H97ZM97 218H96V219H97ZM100 218H101V216H100ZM116 218H117V217H116ZM127 218H128V217H127ZM130 218H131V217H130ZM134 218H135V217H134ZM144 218H145L144 220H146V216H145ZM158 218H159V217H158ZM163 218H164V217H163ZM223 218H224V217H223ZM262 218H263V217H262ZM5 219H6V218H5ZM38 219H39V218H38ZM61 219H62V218H61ZM68 219H69V218H68ZM70 219H72V218H70ZM76 219H77V218H76ZM80 219H81V218H80ZM80 219H79V220H80ZM104 219H105V218H104ZM111 219H112V218H111ZM111 219H110V220H111ZM141 219H143V218H141ZM159 219H160V218H159ZM165 219H166V218H165ZM187 219H188V218H187ZM249 219H250V218H249ZM2 220H3V218H2ZM2 220H1V221H2ZM8 220H9V219H8ZM15 220H16V219H15ZM15 220H13V221H15ZM28 220H29V217H28ZM98 220H100V219H98ZM132 220H133V219H132ZM138 220H139V219H138ZM152 220H153V219H152ZM174 220H175V219H174ZM174 220H173V221H174ZM179 220H180V219H179ZM200 220H201V219H200ZM236 220H237V219H236ZM253 220H254V219H253ZM36 221H37V219H36ZM36 221H35V222H36ZM38 221H39V220H38ZM65 221L67 222L66 219H65ZM77 221H78V220H77ZM86 221H88V220H86ZM89 221H90V220H89ZM89 221H88V223H89ZM94 221H95V220H94ZM106 221H107V219H106ZM141 221H142V220H141ZM150 221H151V220H150ZM154 221H155V220H153V222H154ZM156 221H157V220H156ZM156 221H155V222H156ZM171 221H172V220H171ZM238 221H240V220H238ZM26 222H27V221H26ZM43 222H44V220H43ZM47 222H49V221H47ZM58 222H59V221H58ZM63 222H64V221H63ZM70 222H71V220H70ZM70 222H68V224H69ZM101 222H102V221H101ZM101 222H100V225H99V226H101ZM107 222H109V221H107ZM110 222H111V221H110ZM110 222H109V224H110ZM112 222H113V221H112ZM130 222H131V221H130ZM130 222H129V223H130ZM137 222H138V221H137ZM137 222H136V224H137ZM146 222H147V221H146ZM146 222H144V223H146ZM188 222H189V221H188ZM188 222H187V223H188ZM207 222H208V221H207ZM211 222H212V221H211ZM256 222H258V221H256ZM1 223H2V222H1ZM1 223H0V224H1ZM21 223H22V221H21ZM23 223H24V222H23ZM44 223H45V222H44ZM71 223H72V222H71ZM73 223H74V222H73ZM75 223H77V222H75ZM88 223H87V224H88ZM92 223L94 224L93 221H92ZM95 223H96V222H95ZM97 223H98V221H97ZM209 223H210V222H209ZM217 223H218V222H217ZM236 223H237V222H236ZM11 224H13V223H11ZM27 224H28V223H27ZM31 224H33V223H31ZM45 224H47V223H45ZM49 224H50V223H49ZM53 224H54V223H53ZM60 224L62 225V220H61V223H60ZM65 224H67V223H65ZM111 224H112V223H111ZM117 224H118V222H117ZM120 224H121V222H120ZM120 224H119V226H120ZM134 224H135V223H134ZM134 224H133V225H134ZM139 224H140V223H139ZM142 224H143V223H142ZM169 224H170V223H169ZM190 224H191V223H190ZM228 224H229V223H228ZM7 225H8V223H7ZM18 225H19V224H18ZM43 225H44V224H43ZM47 225H48V224H47ZM58 225H59V224H58ZM70 225H71V224H70ZM70 225H69V226H70ZM73 225H74V224H73ZM75 225H76V224H75ZM103 225H104V224H103ZM103 225H102V226H103ZM114 225H115V224H114ZM122 225H123V224H122ZM178 225H179V224H178ZM182 225H183V224H182ZM31 226H32V225H31ZM35 226H36V225H35ZM41 226H42V225H41ZM63 226H64V225H63ZM71 226H72V225H71ZM94 226H95V224H94ZM112 226H113V225H112ZM124 226H126V225H124ZM135 226H136V225H135ZM137 226H138V225H137ZM137 226H136V227H137ZM196 226H197V225H196ZM245 226H246V225H245ZM258 226H259V225H258ZM12 227H13V226H12ZM16 227H18V226H16ZM24 227H25V226H24ZM38 227H39V226H38ZM45 227H46V226H45ZM55 227H56V229H57V226H55ZM55 227H54V228H55ZM61 227H62V226H61ZM65 227H66V226H65ZM89 227H90V226H89ZM89 227H87V228H89ZM126 227H127V226H126ZM128 227H129V226H128ZM167 227H169V226H167ZM173 227H174V226H173ZM21 228H23V226H22ZM21 228H20V229H21ZM25 228H26V227H25ZM27 228H28V227H27ZM35 228H36V227H35ZM49 228H50V226H49ZM52 228H53V227H52ZM62 228H63V227H62ZM83 228L85 229L86 226L83 227ZM83 228H82V229H83ZM87 228H86V229H87ZM99 228H100V227H99ZM107 228H108V227H107ZM117 228H118V227H117ZM147 228H148V227H147ZM175 228H176V227H175ZM185 228H186V227H185ZM258 228H261V227H258ZM17 229H19V228H17ZM31 229H32V228H31ZM31 229H30V230H31ZM45 229H46V228H45ZM64 229H65V228H64ZM69 229H70V227H69ZM86 229H85V232L88 231V229H87V231H86ZM93 229H95V228H93ZM101 229H104V228L101 227L100 230H101ZM105 229H106V228H105ZM120 229H121V228H120ZM122 229H123V228H122ZM129 229H130V228H129ZM131 229H132V227H131ZM178 229H179V228H177V230H178ZM181 229H182V228H181ZM181 229H180V231H181ZM195 229H196V228H195ZM195 229H194V230H195ZM235 229H236V228H235ZM10 230H11V228H10ZM21 230H22V229H21ZM26 230H27V229H26ZM26 230H25V231H26ZM35 230H36V229H35ZM42 230H43V228H42ZM97 230H99V229H97ZM97 230L95 229V231H97ZM143 230H144V229H143ZM143 230H142V231H143ZM187 230H188V229H187ZM260 230H261V229H260ZM22 231H23V230H22ZM27 231H28V230H27ZM48 231H49V230H48ZM50 231H53V230L51 229ZM65 231H66V230H65ZM70 231H71V230H70ZM83 231H84V230H83ZM83 231H82V233H83ZM90 231H91V229H90ZM90 231H89V232H90ZM95 231H94V232H95ZM104 231H105V230H104ZM104 231H103V232H104ZM113 231H115V230H113ZM113 231H112V232H113ZM118 231H119V230H118ZM127 231H128V230H127ZM127 231H126V232H127ZM133 231H134V230H133ZM142 231H141V232H142ZM144 231H145V230H144ZM146 231H148V230H146ZM153 231H154V230H153ZM153 231H152V229L150 230V235H153V233H152ZM170 231H171V230H170ZM233 231H234V230H233ZM236 231H237V230H236ZM241 231H242V230H241ZM10 232H11V231H10ZM39 232H41V231H39ZM97 232H98V231H97ZM100 232H101V231H100ZM110 232H111V230H110ZM110 232H109L108 234H110ZM120 232H121V231H120ZM129 232L131 233V231H129ZM129 232H128V233H129ZM181 232H182V231H181ZM185 232H186V231H185ZM187 232H188V231H187ZM187 232H186V234H187ZM201 232H202V231H201ZM2 233H3V232H2ZM17 233H18V232H17ZM37 233H38V232H37ZM42 233H43V232H41V235H42ZM51 233H52V232H51ZM90 233H91V232H90ZM98 233H99V232H98ZM104 233H105V232H104ZM113 233H114V232H113ZM132 233H133V232H132ZM136 233H137V232H136ZM136 233H135V234H136ZM143 233H146V232H143ZM148 233H149V231H148ZM148 233H147V234H148ZM178 233H179V232H178ZM182 233H183V232H182ZM206 233H207V232H206ZM260 233H261V232H260ZM19 234H20V233H19ZM52 234H53V233H52ZM66 234H67V233H66ZM101 234H102V233H101ZM115 234H116V233H115ZM115 234H114V235H115ZM121 234H122V233H121ZM155 234H156V233H155ZM183 234H184V233H183ZM256 234H257V233H256ZM1 235H2V234H1ZM3 235H4V234H3ZM6 235H7V234H6ZM15 235H16V234H15ZM20 235L23 237L22 234H20ZM35 235H36V234H35ZM35 235H34V236H35ZM46 235H47V233H46ZM53 235H54V234H53ZM70 235H72V232H71ZM81 235H83V234H81ZM85 235H86V234H85ZM87 235H88V234H87ZM87 235H86V236H87ZM93 235H94V234H93ZM95 235H96V234H95ZM104 235H105V234H104ZM106 235H107V234H106ZM106 235H105V236H106ZM112 235H113V234H112ZM132 235H133V234H132ZM132 235H130V237H131ZM175 235H176V234H175ZM178 235H179V234H178ZM216 235H217V234H216ZM220 235H221V234H220ZM222 235H223V234H222ZM257 235H258V234H257ZM26 236H27V235H26ZM37 236H38V235H37ZM50 236H52V235H50ZM79 236H80V235H79ZM86 236H85V237H86ZM98 236H99V234H98ZM107 236H108V235H107ZM116 236H117V235H116ZM119 236H120V235H119ZM135 236H136V235H135ZM141 236H142V235H141ZM141 236L139 235V239H140ZM146 236L149 237V235H146ZM171 236L173 237V235H171ZM180 236H182V235H180ZM183 236H184V235H183ZM186 236H187V235H186ZM223 236H224V235H223ZM227 236H228V235H227ZM233 236H234V235H233ZM242 236H243V235H242ZM253 236H254V235H253ZM31 237H32V236H31ZM35 237H36V236H35ZM38 237H39V236H38ZM44 237H45V236H44ZM47 237H48V236H47ZM96 237H97V236H96ZM126 237H127V236H126ZM137 237H138V236H137ZM167 237H168V236H167ZM167 237H166V240L168 241L171 237H170L169 239H167ZM189 237H191V236H189ZM201 237H202V239H203V236H201ZM201 237H199V238H201ZM258 237H259V236H258ZM260 237H261V236H260ZM0 238H2V237L0 236ZM8 238H9V236H8ZM26 238L29 239V236H27ZM26 238H24V239H26ZM39 238H40V237H39ZM41 238H42V237H41ZM45 238H46V237H45ZM45 238H44V239H45ZM55 238H56V237H55ZM88 238H90V237H88ZM94 238H95V237H94ZM109 238H110V237H108V239H109ZM111 238H112V237H111ZM131 238H133V236H132ZM134 238H135V237H134ZM142 238H143V237H142ZM152 238H153V237H152ZM163 238H164V237H163ZM177 238H178V237H177ZM179 238H181V237H179ZM193 238H194V237H193ZM207 238H208V237H207ZM11 239H12V238H11ZM28 239H27V240H28ZM42 239H43V238H42ZM76 239H78V238H76ZM82 239H84V238H81V240H82ZM92 239H93V237L91 238V241H92ZM97 239H98V238H97ZM100 239H102V237H101ZM143 239H146V238H143ZM150 239H151V238H150ZM161 239H162V237H161ZM174 239H175V238H174ZM187 239H188V238H187ZM220 239H221V238H219V240H220ZM230 239H231V238H230ZM237 239H238V238H237ZM5 240H6V239H5ZM5 240H4V241H5ZM12 240H13V239H12ZM29 240H30V239H29ZM33 240H34V239H33ZM37 240H39V239H37ZM37 240H36V242H37V244H38V241H37ZM47 240H48V239H47ZM47 240H46V241H47ZM57 240H58V239H57ZM86 240H88V239H86ZM93 240H94V239H93ZM102 240H103V239H102ZM114 240H116V238H115ZM132 240H133V239H132ZM162 240H163V239H162ZM176 240L178 241V239H176ZM176 240H175V242H177ZM180 240H183V239H180ZM180 240H179V241H180ZM194 240H195V239H194ZM200 240H201V239H200ZM200 240H199V241H200ZM221 240H222V239H221ZM31 241H32V240H31ZM54 241H55V240H54ZM54 241H53V242H54ZM65 241H66V240H65ZM65 241H64V243H65ZM82 241H83V240H82ZM99 241H100V240H99ZM104 241H105V240H104ZM122 241H123V240H122ZM137 241H138V243H139V240H137ZM144 241H145V240H144ZM152 241L154 242V239H153ZM152 241H151V242H152ZM158 241H159V239H158ZM191 241H192V240H191ZM196 241H197V240H196ZM202 241H203V240H201V242H202ZM214 241H215V240H214ZM222 241H223V240H222ZM257 241H258V240H257ZM18 242H19V240H18ZM39 242H41V241H39ZM42 242H43V241H42ZM56 242H57V241H56ZM60 242H62V241H60ZM66 242H68V241H66ZM76 242H77V240H76ZM78 242H79V241H78ZM83 242H84V241H83ZM124 242H125V241H124ZM124 242H123V243H124ZM128 242H130V241H128ZM145 242H146V241H145ZM145 242H144V243H145ZM148 242H150V241H148ZM151 242H150V243H151ZM163 242H164V241H163ZM165 242H166V241H165ZM172 242L174 243V240H173ZM188 242H189V241H188ZM197 242H198V241H197ZM207 242H208V241H207ZM211 242H212V241H211ZM219 242H221V241H219ZM0 243H1V242H0ZM21 243H22V242H21ZM24 243H25V242H24ZM43 243H44V242H43ZM50 243H51V242H50ZM64 243H63V244H64ZM71 243L73 244L74 241L71 242ZM87 243L89 244L90 242H87ZM93 243H94V242H93ZM99 243H100V242H99ZM126 243H127V241H126ZM132 243H133V242L131 241V244H132ZM134 243H135V242H134ZM144 243H143V244H144ZM178 243H179V242H178ZM184 243H185V242H184ZM184 243H183V244H184ZM199 243H200V242H199ZM203 243H204V241H203ZM235 243H236V242H235ZM235 243H234V244H235ZM244 243H246V242H244ZM248 243H249V242H248ZM14 244H15V243H14ZM14 244L12 243V245H14ZM19 244H20V243H19ZM58 244H60V243H58ZM77 244H78V243H77ZM77 244H75V245H77ZM88 244H85V245L88 246ZM124 244H125V243H124ZM129 244H130V243H129ZM140 244H141V243H140ZM152 244H153V243H152ZM160 244H162V243H160ZM165 244H166V243H165ZM187 244H188V243H187ZM205 244H206V242H205ZM253 244H254V243H253ZM256 244H257V243H256ZM15 245H16V244H15ZM21 245H22V244H21ZM41 245H42V244H41ZM51 245H52V244H51ZM122 245H123V244H122ZM122 245H121V246H122ZM126 245H128V244H126ZM134 245H135V244H134ZM172 245H173V244H172ZM188 245H189V244H188ZM197 245H199V244L197 243ZM214 245H215V244H214ZM214 245H213V247H214ZM218 245H219V243H218ZM218 245H217V246H218ZM236 245H237V244H236ZM240 245H242V244H240ZM254 245H255V244H254ZM18 246H19V245H18ZM43 246H45V245H43ZM47 246H48V244H47ZM53 246H54V245H53ZM53 246H51V247H53ZM63 246H64V245H63ZM72 246H73V245H71V247H72ZM77 246H79V245H77ZM80 246H81V245H80ZM96 246H97V244H96ZM102 246H103V245H102ZM121 246H120V247H121ZM148 246H149V245H148ZM150 246H151V245H150ZM150 246H149V248H152V249L154 248V247H150ZM152 246H153V245H152ZM156 246H158V245L156 244ZM156 246H155V247H156ZM160 246H161V245H160ZM168 246H169V245H168ZM175 246H176V245H175ZM178 246H179V245H178ZM184 246H185V245H184ZM206 246H207V244H206ZM242 246H243V245H242ZM251 246H252V245H251ZM259 246H260V245H259ZM13 247H14V246H13ZM21 247H23V245H22ZM21 247H20V248H21ZM25 247H26V246H25ZM25 247H24V248H25ZM33 247H34V246H33ZM33 247H32V248H33ZM49 247H50V245H49ZM54 247H56V246H54ZM67 247H69V244L67 245ZM67 247H66V248H67ZM82 247H83V246H82ZM97 247H98V246H97ZM97 247H96V248H97ZM110 247H111V245H110ZM123 247H124V246H123ZM132 247H133V246H132ZM136 247H137V245H136ZM145 247H146V245H145ZM166 247H167V246H166ZM166 247H165V248H166ZM173 247H174V246H173ZM198 247H199V246H198ZM201 247H202V246H201ZM210 247H211V246H210ZM3 248H4V246H3ZM16 248H17V247H16ZM27 248H29V247H27ZM47 248H48V247H47ZM62 248H63V249H66V248H64V247H62ZM77 248H78V247H77ZM77 248H76V249H77ZM117 248H118V247H117ZM121 248H122V247H121ZM125 248H126V247H125ZM127 248H128V246H127ZM149 248H147V249H149ZM156 248H157V247H156ZM165 248H164V249H165ZM179 248H182V247H179ZM185 248H186V247H185ZM187 248H188V246H187ZM187 248H186V250H187ZM241 248H242V247H241ZM1 249H2V247H1ZM1 249H0V250H1ZM13 249H14V248H13ZM35 249H36V251H37L38 248L35 247ZM35 249H34V250H35ZM50 249H51V248H50ZM50 249H49V250H50ZM58 249H59V248H58ZM76 249H75V250H76ZM78 249H79V248H78ZM78 249H77V250H78ZM81 249H82V248H81ZM81 249H80V250H81ZM94 249H95V248H94ZM94 249H93V250H94ZM119 249H120V248H119ZM128 249H129V251L131 250L130 248H128ZM135 249H136V248H135ZM152 249H151V250H152ZM166 249H167V248H166ZM196 249H197V248H196ZM201 249H202V248H201ZM207 249H208V248H207ZM210 249H211V248H210ZM212 249H213V248H212ZM235 249H236V248H235ZM246 249H247V247H246ZM248 249H249V248H248ZM5 250H7V247H6ZM8 250H9V249H8ZM21 250H22V248H21ZM51 250H52V249H51ZM54 250H57V249H54ZM60 250H61V249H60ZM68 250H69V249H68ZM68 250H67V252H68ZM72 250H74V249H72ZM82 250H83V249H82ZM82 250H81V251H82ZM90 250H91V249H90ZM102 250H103V249H102ZM104 250H105V249H104ZM121 250H122V249H121ZM139 250H140V249H139ZM143 250H144V249H143ZM149 250H150V249H149ZM159 250H160V249H159ZM171 250H172V249H171ZM171 250H170V251H171ZM173 250H174V249H173ZM176 250H177V249H176ZM180 250H181V252H182V249H180ZM189 250H190V249H189ZM205 250H206V247H205ZM213 250H214V249H213ZM220 250H221V249H220ZM12 251H13V250H12ZM18 251H19V250H17V252H18ZM57 251H58V250H57ZM62 251H63V250H61V251H59V252H62ZM81 251H80V252H81ZM83 251H84V250H83ZM86 251H87V250H86ZM131 251H132V250H131ZM131 251H130V252H131ZM136 251H137V250H136ZM153 251H154V250H152V252H153ZM168 251H169V250H168ZM187 251H188V250H187ZM199 251H200V250H199ZM207 251H208V250H207ZM211 251H212V250H211ZM231 251H232V250H231ZM246 251H247V250H246ZM254 251H255V250H254ZM5 252H6V251H5ZM5 252H4V253H5ZM7 252H8V251H7ZM20 252H21V251H20ZM22 252H23V251H22ZM39 252H40V251H39ZM52 252H53V251H52ZM72 252H73V251H72ZM125 252H126V251H125ZM127 252H128V250H127ZM127 252H126V253H127ZM144 252H145V251H144ZM158 252H159V251H158ZM184 252H185V251H184ZM191 252H192V250H191ZM202 252H203V251H202ZM212 252H213V251H212ZM212 252H211V253H212ZM233 252H234V251H233ZM32 253H33V250H32ZM65 253H66V252H65ZM65 253H64V254H65ZM68 253H69V252H68ZM73 253H74V252H73ZM76 253H77V252H76ZM86 253H88V251H87ZM90 253H91V252H90ZM94 253H95V251H94ZM94 253H93V255H94ZM96 253H97V252H96ZM99 253H101V252H99ZM123 253H124V252H123ZM126 253H125V254H126ZM135 253H136V252H135ZM147 253H148V252H147ZM170 253H171V252H170ZM172 253H173V252H172ZM195 253H196V252H194V254H195ZM205 253H206V252H205ZM209 253H210V250H209ZM217 253H218V252H217ZM245 253H246V252H245ZM262 253H263V252H262ZM7 254H8V253H7ZM12 254H13V253H12ZM25 254H26V252H25ZM49 254H50V253H49ZM51 254H52V253H51ZM58 254H59V253H58ZM61 254H63V252L60 253V255H61ZM70 254H71V253H70ZM78 254L80 255V253H78ZM82 254H84V253H81V256H82ZM97 254H98V253H97ZM107 254H108V252H107ZM117 254H120V253L117 252ZM127 254H128V253H127ZM129 254H130V253H129ZM137 254H138V253H137ZM140 254H141V253H140ZM149 254H150V253H149ZM159 254H160V253H159ZM164 254H165V253H164ZM175 254H176V253H175ZM192 254H193V253H192ZM196 254H197V253H196ZM199 254H200V253H199ZM213 254H214V253H213ZM221 254H222V253H221ZM0 255H2V254H0ZM5 255H6V254H5ZM9 255H10V254H9ZM44 255H45V254H44ZM44 255H43V256H44ZM46 255H47V253H46ZM52 255H53V254H52ZM54 255H55V254H54ZM68 255H69V254H68ZM76 255H77V254H76ZM103 255H104V254H103ZM113 255H114V254H113ZM151 255H152V254H151ZM170 255H172V254H170ZM189 255H190V254H189ZM189 255H188V258H189ZM201 255H202V254H201ZM205 255H207V254H205ZM209 255H210V254H209ZM227 255H230V253L227 254ZM248 255H249V253H248ZM3 256H4V255H3ZM15 256H16V255H15ZM49 256H50V255H49ZM66 256H67V255H66ZM81 256H80V257H81ZM86 256H87V255H86ZM86 256H85V257H86ZM94 256H95V255H94ZM99 256H100V255H99ZM106 256H107V255H106ZM121 256H122V255H121ZM124 256H125V255H124ZM135 256H136V255H135ZM137 256H138V255H137ZM142 256H143V255H142ZM147 256H148V255H147ZM147 256H146V257H147ZM156 256H158V255H156ZM163 256H164V255H163ZM176 256H177V254H176ZM179 256H181V255H179ZM185 256H186V255H185ZM193 256H194V255H193ZM202 256H203V255H202ZM211 256H212V255H211ZM217 256H218V255H217ZM219 256H220V255H219ZM233 256H234V255H233ZM4 257H5V256H4ZM27 257H28V256H27ZM32 257H33V256H32ZM35 257H36V255H35ZM41 257H42V256H41ZM47 257H48V256H47ZM54 257H55V256H54ZM61 257H62V255H61ZM74 257H75V256H74ZM118 257H119V255H118ZM118 257H117V258H118ZM131 257L134 258L133 256H131ZM146 257H145V259H146ZM152 257H153V256H152ZM173 257H175V256H173ZM173 257H172V258H173ZM183 257H184V254H183ZM195 257H196V256H195ZM208 257H210V256H208ZM222 257H223V256H222ZM229 257H230V256H229ZM229 257H228V258H229ZM234 257H235V256H234ZM241 257H242V256H241ZM250 257H252V256H250ZM255 257H256V256H255ZM258 257H260V256H258ZM6 258H8V257H6ZM28 258H30V257H28ZM42 258L45 259V257H42ZM48 258H49V257H48ZM59 258H60V257H59ZM65 258H66V257H65ZM67 258H68V257H67ZM86 258H88V257H86ZM100 258H101V257H100ZM103 258H104V257H103ZM113 258H114V257H113ZM115 258H116V256H115ZM115 258H114V259H115ZM121 258H122V257H121ZM121 258H120V259H121ZM123 258H124V257H123ZM123 258H122V259H123ZM142 258H143V257H141V260H142ZM158 258H159V257H158ZM162 258H163V257H162ZM213 258L216 259V257H213ZM232 258H233V257H232ZM253 258H254V257H253ZM263 258H264V257H263ZM4 259H5V258H4ZM14 259H15V258H14ZM44 259H43V260H44ZM46 259H47V258H46ZM62 259H63V258H62ZM72 259H73V256H72ZM78 259H79V258H78ZM81 259L83 260V258H81ZM94 259H96V258L94 257ZM98 259H99V258H98ZM114 259H113V260H114ZM137 259H138V258H137ZM166 259H168V258L166 257ZM179 259H180V258H179ZM192 259H193V258H192ZM194 259L196 260V258H194ZM200 259H201V258H200ZM203 259H204V258H203ZM237 259H239V258L237 257ZM248 259H249V258H248ZM248 259L246 260V263H247ZM255 259H256V258H255ZM5 260H6V259H5ZM57 260H58V259H57ZM60 260H61V258H60ZM70 260H71V258H70ZM75 260H76V258H75ZM148 260H150V259H148ZM154 260H155V259H154ZM163 260H164V259H163ZM169 260H170V259H169ZM172 260H173V259H172ZM189 260H190V259H189ZM205 260H207V259H205ZM205 260H204V261H205ZM208 260H209V258H208ZM228 260H229V259H228ZM228 260H227V261H228ZM232 260H234V258H233ZM249 260H250V259H249ZM26 261H27V260H26ZM40 261H41V260H40ZM48 261H49V260H48ZM52 261H53V260H52ZM55 261H56V260H55ZM61 261H62V260H61ZM76 261H78V260H76ZM87 261H88V260H87ZM99 261H100V260H99ZM101 261H102V260H101ZM109 261H110V260H109ZM123 261H124V260H123ZM128 261H129V260H128ZM138 261H139V259H138ZM156 261L158 262V260H156ZM161 261H162V260H161ZM170 261H171V260H170ZM177 261H178V260H177ZM198 261H199V258H198ZM210 261H211V258H210ZM210 261H209V262H210ZM212 261H214V259H213ZM217 261H218V260H217ZM219 261H220V260H219ZM250 261H251V260H250ZM255 261H256V260H255ZM4 262H5V261H4ZM38 262H39V261H38ZM42 262H45V260L42 261ZM50 262H51V261H50ZM94 262H95V261H94ZM114 262H116V261L114 260ZM119 262H120V261H119ZM130 262H131V261H130ZM147 262H148V261H147ZM179 262H181V261H179ZM201 262H202V261H201ZM205 262H206V261H205ZM207 262H208V261H207ZM207 262H206V263H207ZM222 262H223V261H222ZM225 262H226V261H225ZM229 262H230V261H229ZM241 262H242V261H241ZM244 262H245V261H244ZM244 262H243V263H244ZM252 262H253V261H252ZM259 262H260V260H259ZM6 263H7V262H6ZM30 263H34V262L32 261V262H30ZM46 263H48V262H46ZM55 263H56V262H55ZM68 263H69V262H68ZM71 263H72V262H71ZM71 263H70V264H71ZM84 263H86V262H84ZM97 263H98V262H97ZM107 263H109V262H107ZM123 263L126 264L125 262H123ZM143 263H144V262H143ZM166 263H167V262H166ZM166 263H165V264H166ZM175 263H176V262H175ZM197 263H198V262H197ZM219 263H220V262H219ZM239 263H240V262H239ZM2 264H3V263H2ZM7 264H8V263H7ZM24 264H25V263H24ZM48 264H49V263H48ZM50 264H51V263H50ZM57 264H59V263H57ZM60 264H62V263H60ZM92 264H93V263H92ZM116 264H117V263H116ZM118 264H120V263H118ZM130 264H131V263H130ZM146 264H148V263H146ZM158 264H159V263H158ZM172 264H173V263H172ZM181 264H182V263H181ZM194 264H195V263H194ZM208 264H210V263H208ZM212 264H213V263H212ZM214 264H215V263H214ZM226 264H227V263H226ZM247 264H248V263H247ZM258 264H259V263H258Z\"/></svg>",
    "mask_w": 264,
    "mask_h": 264
}]
</instances>
